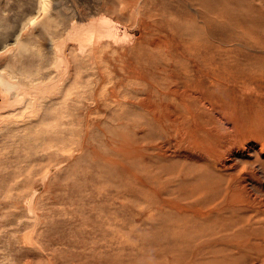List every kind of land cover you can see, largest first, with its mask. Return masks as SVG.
Instances as JSON below:
<instances>
[{
	"label": "rangeland",
	"instance_id": "obj_1",
	"mask_svg": "<svg viewBox=\"0 0 264 264\" xmlns=\"http://www.w3.org/2000/svg\"><path fill=\"white\" fill-rule=\"evenodd\" d=\"M70 1H72V2H70ZM70 1L68 0L66 2L68 4H66L65 6H67V5L68 6L67 7L64 6L63 9L66 10V12L68 14L72 15V13H76L75 11H73V10H75L74 8H77L78 13L80 15L84 16L87 19V21H62L63 20L62 18H65V17L63 15H61V13L60 14L56 13V11L53 9V5L51 4L50 0H47L45 6L41 7L43 10V15H42L43 17L37 19L36 21L38 22V28H40L43 31L46 30V32L49 30V32H50L49 38H51V39L53 38L54 44L52 43V40L50 39L51 42L48 40L49 44H48L47 48H45V47H43V44L46 41L44 42V40L41 39L40 37H37V38L32 39L30 41H23L19 45L18 54L20 56L21 61L22 62L25 61L27 63L24 62L25 63L24 64V63L20 62V64H16V66L18 65L17 68L15 66L14 69H12L13 75L20 74V72H22V73L26 72V70H27L26 67H28V69L31 71L33 76L36 74L37 70L41 67H42L43 71L44 70L46 71V69H47V72H48L50 70L51 72L49 71L48 74L49 73H51V74H49L48 77L46 76L47 78H44V80H43L44 82L42 81V83H41L42 85L40 84L41 86L35 85L37 87L33 86V88L31 89L30 93L32 91H34V93H36L37 96L32 92V94H34V102L35 103L33 102L31 104L32 106L30 105V107L25 105L26 107H24V108H25L26 112L24 111V108H22V111L20 110L17 113L16 117H14V121L10 123L11 125L9 123H7V121H3L4 122L3 123L2 120L0 119V122H1L0 127L3 128V129L0 128V213H1L0 214V264H41V263L42 264H83V263L89 264V263H92V261H93L92 259H94V258L99 259L100 261H104L105 255H109V254H110L109 255L110 259L107 260L108 261L107 264H131V262H132V264L133 263L134 264H138V263L145 264L144 262H147V264H148V262H150L151 264H157V262L159 264H161L162 262H163V264H165L166 262H167V264H171V263L175 264V262L174 263L172 262V260L174 258L177 261L176 264H181L180 263L181 260H183L182 264H214L216 262L220 264L221 261H222V263H223V261H225L224 260L225 256H226L225 259L227 260L229 255L233 259L231 257H229L232 260L229 259L228 260L229 263L228 262H224V263L230 264V260H231V264L232 263L237 264L236 262H234L235 261L234 257H236L235 255H237V257L239 256V254H240V253H238V252H240L239 248L236 249V247L231 246L234 248V249L232 248L233 251L230 250L231 252H233L232 254L230 251H228L231 247H228L229 249L225 248L229 253L227 251H223V246H224V244L222 243L223 235L226 234L227 236L231 235L230 237H232V236L234 237V236H236L237 232L236 233L234 232V231H236V227H233V226L232 227L229 226L230 228H228L227 226H224V228H223V225H222L223 222H225V220L228 221L229 218H230V220L233 219V216L231 213H227V212H224V214H223L224 199L226 197H225L224 191L221 188L224 189L227 186V184L225 185V183H223V179H224V182H227L229 180V175L230 176L232 175V178L235 177V179H231V177H230V180H231V182H235V183H231L229 180L228 185H232V184L235 185L239 182L241 183V181H242V183H246V185H248L247 189L250 190L249 191L250 193L252 192L251 194H254V195L258 194L257 189L260 187V184L257 181H253V178L251 176H249L247 173L248 171H250L249 173H251L252 169L255 170L257 168L258 163L255 164V162H253L254 161L253 157H248L247 159H245L246 157H245L244 153H245L246 149L244 150V148H242L240 146L239 147H233L232 150L226 154L225 160L230 159L232 157H235V159L237 160L236 166H234L230 170L231 172H228L229 170H227V171L224 170V172H222L223 169H221V167H223V149H222V151L220 150V152H218L219 155L217 156L218 153L215 154V150L217 148L220 149L219 147L221 144L218 147V142L216 143V140L214 141V139H212V140H210V143L215 142L213 144L217 145V146L214 145L215 147H213V144H210V146H209V148L212 146L209 153L212 154L214 152L211 155L212 159H214V162H211L212 159H208V160L206 159L208 164L207 163L203 164L204 162L202 161V159H203L202 157H205L204 156L205 155V152H204L205 148H202V145H200L201 150L199 147H194V146H197V144H198L195 141V138L193 136L194 126H195L194 125L195 124V122H194L195 118L194 117L197 113H201L200 112L201 110L203 113L204 109H207L209 111L206 110V112H204V114L206 113L205 115L207 117H208V115H207L208 112L211 115L216 114L215 116H217L218 119L220 118L219 123L221 122L220 124L222 126L225 124L226 125L229 124V126H230L233 120L229 117H224V119H223V110L224 109L222 107H224V105H226L229 107V109L226 107L229 110V111L227 110L229 113H234V112L236 113L241 109V106L244 105V104L241 105L242 104L241 99L243 98V101H244L246 99V97H244V96L249 95V98L247 97V99L250 101L251 97H252V95H250V94H253L255 92V94L259 93L261 96L259 94H257V95L254 94L253 97L254 96L255 97L254 98L252 97V100H254V101L251 100L250 103H248V100L246 99L247 102L246 101H244V102H246L247 105H249V104L252 105V102H254L253 105L256 109L252 105L251 108L253 111L251 112V108H249V109L246 108V104H245L243 106L244 107L243 108L244 109V112H243L244 117L242 116L241 118L247 117L252 123L254 121V125L257 124V122L255 123V119H256V121H258V119H259V120H261V122H263L262 124L264 125V110H263L264 109V99H263L264 98V84H263L264 77H262V76H264V69L255 68V67L249 65V67L251 68L250 69L248 66H243L242 64L240 65L241 62L239 61V59L241 57L245 56V54L247 52H255V57L252 56L253 59L250 58L252 61H261V57L263 59V56H264V54L261 51V44L257 43L255 41L256 45L252 46L253 50L246 51L248 49H245V48L241 49L242 48L241 46L236 45V43L238 44V42L240 41V38L242 37V34H240L238 32H236V35L231 36L232 39L230 37H228L231 40L230 39H223V37H222L223 35H222L221 38L224 41H222V39H220V42L218 43V40L220 37V33L217 30L218 27L223 28V26L226 25L227 22H228V24H229V22H231V21H223V17H222L223 16V12H222L223 11V0H221V4L218 6V9L216 10L217 12L214 11L213 13H211V15L213 16V18L215 20L214 23H213V21H208L209 23L207 21H201L202 24L200 21L199 22L198 21H190V23H189V21H186L187 24H184V25H188L189 27H192L193 24L196 26L204 25L206 30H213V31L217 30V32L213 33L214 38L212 39L214 42L213 45L216 44L215 48H212L211 52L209 53V55H211L212 58L209 55H208V57H209V59H211V62L217 61V62L222 63L223 65H219L220 68L219 67L216 68V66H214L213 62L211 64V63H209L207 61H203L201 59L202 55L200 54V52H203V50L198 51L197 49H194L191 46H190V48H191V50H190L184 41L181 42L180 40H177L175 42V41L171 40V37H177L178 36L179 27L176 25V22L179 23V21H177V20H179V18L176 15H174L173 13H171V15H170V12L168 13V11L162 10L160 7V4H162V3H158L159 9L161 11L159 9H157V10L155 9V6H154L155 0L149 1V2H151V5L148 3V0H146V3H145V0L144 1L143 0H132L133 5H132V2L130 4L125 5L126 7L123 8L124 11L117 8L112 12H110V11L105 12V10L96 9V7L94 8L93 1H95V0H83V1L82 0L81 1L70 0ZM168 1L170 3L176 2L175 4H177L178 0H168ZM83 2H85V3H83ZM158 2H160V1H158ZM11 3H13V5ZM71 3L72 4L74 3L73 4L74 6L71 5ZM88 3H90V4H88ZM1 4H3L5 8L3 7V5L1 6ZM6 5L8 7H6ZM130 5H132L131 9H133V10H130ZM149 5H150V7H149ZM37 7L38 6H36L35 0H14V1H12V0H0V21L6 22V23L4 22L6 29L2 32V34H1L2 37L8 36L12 29H14L16 27L20 28L26 22V20L28 18L35 16V11H36ZM201 7L202 6L200 4H198V8H201ZM86 8H88V9H86ZM153 9H155V12L153 11ZM118 10H119V12H118ZM142 10H145V12H143ZM82 11H84V12H82ZM96 11L98 13H96ZM122 11L123 12L128 11V14L123 13ZM133 11H135V12H133ZM149 11H151V12H149ZM85 12H87V13H85ZM108 12H110V13H108ZM153 13H154L155 17L157 16V14H159L158 17L160 19L162 18V20H158L159 19L158 17L155 19V17L153 16ZM167 14H169V15H167ZM134 15H135V17H134ZM143 15H144V19H143ZM161 15H162V17H160ZM216 15H217V17H216ZM137 17L140 18L141 20L140 19L138 20ZM152 18L155 20H152ZM218 18H220L221 21ZM149 19H150V21H148ZM163 19H165V20H163ZM169 19H170V21H168ZM171 20H173V21H171ZM158 21H160V22H158ZM164 21H166V22H164ZM237 22H239V21L232 22V24L237 23ZM146 23H149V24L155 23V24L152 26V25H148ZM157 23L163 24L162 25L163 27ZM166 23L167 24L170 23V24L166 25ZM172 23H173V25H172ZM210 24L214 25L213 26L214 29ZM217 24H219V25L217 26ZM206 25H208V26H206ZM168 26L170 27V30L168 29L169 28ZM157 27H158V30L156 29ZM160 27H162V28H160ZM209 28H212V29H209ZM215 28H216V30H215ZM171 30H173V31H171ZM162 32H163V34H162ZM130 33H134V36H132L133 38L131 36H129ZM216 33H219V35H217ZM157 34H159V35H157ZM239 36H241V37H239ZM165 37H167L170 40L167 41ZM234 37L236 40L234 39ZM233 40H235V42ZM237 40H239V41H237ZM169 41H170V43H169ZM178 41H180V42H178ZM166 42H168V43H166ZM108 43H110V44H108ZM147 43H149V44H147ZM50 44H51V46H50ZM102 44L105 45V47ZM167 44H168V46L170 44L169 48H168ZM220 44H223L225 46L220 45ZM251 44L252 43H250V45ZM52 45H53V47H52ZM157 45L159 48L157 47ZM97 46L101 47L103 51H100L101 50L100 48H99L100 50L97 49ZM230 46L231 47L233 46V47L231 48ZM114 47H117V49ZM149 47L151 49H149ZM218 47H219V51H217ZM236 47H237V49H236ZM258 47L260 48V50H258L259 49ZM161 48L162 49L164 48V49L161 50ZM233 48L236 50H234ZM238 48H240L241 50H238ZM187 49H189V50L187 51ZM64 51H65V53H64ZM98 51L101 54L102 60H100V58H99L100 54L97 53ZM43 52H44V55H43ZM102 52H104V53H102ZM105 52H106V54H105ZM233 53H235V54H233ZM183 54L185 57H182ZM40 55H42L41 59H39ZM46 55H48V56H46ZM107 55L109 58L106 57ZM122 55H124V56L126 55L127 57L125 56V58H124ZM43 56L46 59L45 58L43 59L42 58ZM67 56L69 58H67ZM138 56H141L138 59L141 58L140 60H142L143 63L140 62V60H139V62L142 63L143 65L142 64L139 65V62L137 60ZM47 57H48V59H47ZM103 57L107 63L109 60V64H107L106 62L103 61ZM110 57H112V58L115 57V58L112 59ZM195 57H197V58H195ZM42 59L45 62V64L42 65L40 63L42 66L38 65L37 63H39V61L44 63L43 61H41ZM146 59L147 60L149 59L151 61H146ZM168 62H169V64H168ZM174 62H176V63H174ZM152 63H153V65H152ZM154 63H155V65H154ZM34 64H35V67H34ZM204 64L207 67H204L203 66ZM207 64H209V65H207ZM210 64H211V66L212 65L213 66L211 67ZM25 65H27V66H25ZM44 66H46V67H44ZM103 66H105V67H103ZM168 66H169V68H168ZM208 66H210V67H208ZM18 68H19V73L17 71ZM32 68H33V70H32ZM119 69H121L122 71L127 70L126 72H128V70H129V72L128 73H126L124 71L122 72ZM222 69H224V70H222ZM95 70L96 71L100 70V71L96 72ZM118 70L121 73H119ZM204 70H207L208 72L205 73L206 71L203 72ZM106 71L107 72L109 71L110 75L108 73H106ZM151 71H153V72H151ZM246 71H247V73H246ZM68 72L70 73L69 74L70 76L68 75ZM147 72L148 73L150 72V74L147 75ZM96 73H99V75ZM102 73H104L105 75H103ZM218 73H219V76L216 77V75ZM228 73H229V75H228ZM237 73H238V75H237ZM90 74H91V76H90ZM121 74L122 75L124 74V76H121ZM128 74L130 76H128ZM170 74H172L173 77H171ZM213 74L214 75L216 74V75L214 76ZM258 74L259 75L263 74V75L259 77ZM78 75H80V76H78ZM185 75L188 76L189 78H187ZM105 76H107L106 79H105ZM132 76L136 77V79L134 78V80H133ZM183 76L185 78H183ZM190 76H193V79ZM205 76H207L208 78L207 77L205 78ZM243 76H244V79H243ZM252 76H253L254 80H252L253 79ZM83 77H84V79H82ZM121 77H123L124 79H122ZM196 77L200 78V81H201L200 86L201 87L198 86L197 84L196 85L194 84L196 81H198V79ZM48 78H50V80H48ZM69 78H71V80ZM153 78H154V81H153ZM210 78H211V82L209 80ZM216 78H217V80H216ZM249 78H250V81L252 80L255 84L252 81L250 82L248 80ZM66 79H68V80H66ZM125 79L127 81H125ZM129 79H130V81H129ZM137 79L139 81L138 83H137ZM155 79H156V82H155ZM186 79L187 80L190 79L191 81L188 80V83H187ZM232 79H236V80H233L234 82H231ZM92 80H93V82H92ZM100 80H102V81H100ZM104 80L105 81L107 80V81L105 82ZM219 80H221V81H219ZM244 80H247L250 83L246 82ZM95 81L97 82V84H100V86H98V85L96 86ZM98 81H99V83H98ZM162 81H164V82H162ZM212 81H213V83H212ZM100 82L102 83V85ZM103 82H105V83H103ZM116 82L118 84H116ZM209 82H210V84H209ZM45 83H47V84H45ZM135 83H137V84H135ZM139 83H141V84H139ZM164 83H165V86H164ZM185 83H187L188 85ZM225 83H226V85H224ZM231 83H233L235 85L234 88H233L234 85L231 86ZM206 84H208L207 87H206ZM216 84L218 86H216ZM239 84L240 85L242 84L241 87L244 89L240 88ZM250 84L251 85L253 84L254 86L253 85L251 86ZM115 85H116V88H115ZM142 85H143V87H142ZM186 85L187 86L191 85V86L187 87ZM219 85H220L221 92L217 91V90H219L218 89ZM237 85H239V86H237ZM243 85L248 86V88L243 87ZM119 86L120 87L122 86V87L120 88ZM127 86L130 90H132V92L130 90H128ZM163 87H165V88H163ZM177 87L180 90L177 92V94L175 96L174 95H163L164 93L168 92L170 89L177 88ZM192 87L194 89H192ZM236 87H239L241 90L239 88H236ZM112 88H113V90H111ZM117 88H119L118 89L119 91L117 90ZM124 88H126L127 92L129 91L128 93H130V94L132 93L133 95L131 94L128 97L129 94L125 93L126 91ZM33 89H36V92ZM115 89L117 91H115ZM164 89H168V90L165 91ZM213 89H215L214 92H212ZM22 90H24V87H21L20 91H22ZM133 90H134V92H133ZM160 90H161L162 95L160 94L157 96V94H159ZM225 90H227V92H224ZM242 90H244V91H242ZM257 90L259 92L256 93ZM54 91L56 92V94L54 93ZM60 91H62V92L60 93ZM79 91H80V93H79ZM114 91L116 93H114ZM222 91L225 93V95ZM194 92H199V93H203V92L206 93L207 92L208 94L210 93L211 95L206 94L205 97H209V96L210 97L208 99L205 98L206 100L204 101L203 106L201 105V108H200V105H196L195 106L196 108L195 107L192 108V106H190L191 109L187 108V109H189V110H187L186 107L179 100H180V98L184 97L183 99H185V101H187V103H189L190 105H193L194 102L192 101V99L188 100L185 97V94L186 93L192 94ZM44 93L45 94L47 93V94L45 95ZM50 93L52 96L49 97L48 95H50ZM57 93H58V95H57ZM96 93L98 96H95ZM124 93L126 94V96H124ZM213 93H215V94H213ZM221 93H223L222 95L225 97H226V93H227V96L228 95L230 96L229 97L230 99L228 98V102H229V100H230V102L232 100L231 103L235 104V102L237 100V102L240 103V104L238 103V105H237L239 107V110L236 111L237 107H234L231 109V105H232L231 103H227V101L223 102V100H225L226 98L223 99L224 97H222ZM107 94H110V96ZM118 94H119V96H118ZM216 94L220 95V96H216L215 98H211V96L214 97ZM113 95H114V97H112ZM138 95H139V97H138ZM232 95L234 97L236 96V98H234ZM41 96L44 98L46 96H48L49 98L46 97L44 99ZM57 96H59L60 100H58ZM106 96L110 100H111V98H109V97L113 98L111 100V102H110V100H108L106 98ZM152 96L154 97V99L151 98ZM155 96H157V97H155ZM172 96H173V98H172ZM115 97H118L119 99L115 98ZM123 97H126V98H123ZM135 97H137V98H135ZM146 97L151 98L150 99V102H151L150 105L151 106L148 107L147 109L144 108L143 105L141 104L142 100H144V98H146ZM239 97H240V99H239ZM256 97L259 98L260 100L259 99L257 100ZM38 98L39 99L41 98L39 103L37 100ZM51 98H52V100L50 102L49 100ZM162 98H163V100H162ZM176 98H177V100H176ZM102 99H104V101ZM115 99H116V101H115ZM123 99H125V100H123ZM43 100H44V104L41 105L43 103ZM97 100H99V102ZM261 100H262V102H260ZM60 101H62V103H60ZM112 101H114V102H112ZM123 101H127V102H123ZM256 101H258L260 106H258V103H256ZM23 102H25V104H26V100ZM47 102H50V103H47ZM122 102H123V104H122ZM111 103H112V105H111ZM128 103H130V104L128 105ZM260 103H263V104H260ZM35 104L38 107L35 106ZM131 104L132 105L134 104V105L131 106ZM39 105L44 106V107H40ZM94 105L96 106L95 108H94ZM127 105H128V107H127ZM136 105H138V107L141 109L142 114H141V112L139 113L140 109L138 108V110H139L138 111ZM235 105H233V106H235ZM250 105H249V107H250ZM158 106H159V109L157 108ZM28 107H29V109H28ZM33 107L34 108L36 107L35 110ZM47 107H49L51 110L50 114H49V115H51V117L49 116L48 123H45V124L39 123L37 121L38 117L36 118V116H39L40 112L41 113L44 112L45 108H47ZM65 107H66V109H65ZM82 107L83 108L86 107V108H84V110L86 109V111L83 112V110H81ZM97 107L101 111L97 110L98 109ZM203 107H205V108H203ZM259 107H261V108H259ZM39 108H40V110H39ZM43 108H44V110H43ZM132 108L135 109L134 110L135 116L133 115L134 112H132V110H133ZM182 108H183V110H182ZM198 108H199V110H197ZM79 109L81 111H79ZM92 109H94V111ZM234 109H235V111H234ZM33 110H34V112L31 113V111H33ZM63 110L64 111L66 110L65 113ZM89 110H92V111H89ZM143 110L144 111L148 110L145 112H147V114L149 116H147V115L145 116L146 113L144 114ZM184 110H186L189 113V115L188 114H187V116L184 115L183 113L186 112ZM194 110H196L197 112ZM248 110H249V112H248ZM88 111H89V113H88ZM136 111L139 114L138 113L136 114ZM224 111H226V109ZM227 111H226V113H228ZM242 111L243 110H241V112ZM21 112H23V113H21ZM81 112H83V113H81ZM194 112H195V115H193ZM250 112L253 114L252 118H251L252 115L249 114ZM19 113H21L22 115L20 114V116H18ZM170 113H171V115H170ZM174 113L177 116H174ZM239 113H240V111H239ZM239 113H236L238 115V117H240L242 115L241 113H240L241 115ZM26 114H27V116H25ZM36 114H39V115H36ZM83 114L86 116H84ZM23 116H25V117H23ZM28 116H30V117H28ZM76 116H77V118H76ZM88 116L90 118L89 121H88ZM184 116L186 117L185 119H184ZM78 117H80L81 120L83 117V120L81 121ZM142 117H144V119ZM146 117L147 118L150 117L151 121L148 119V122H147ZM187 117L190 118L191 122H190V120L188 121ZM33 118H34L35 122L31 121V120H33ZM181 118H183V119H181ZM21 119L23 121L25 120L24 123ZM53 119H55V120H53ZM92 119H94V120L92 121ZM140 119H142V120H140ZM153 119H155L156 122H153V121H155ZM162 119H164V120H162ZM20 120H21V122H19ZM17 121H18V123L16 125L15 122H17ZM28 121H30V122H28ZM56 121H57V125H55ZM87 121H88V123H87ZM96 121H97V123H96ZM157 122L160 123L158 125V127L156 125H154V123L157 124ZM258 122H260V121H258ZM2 123H3V125H2ZM79 123H80V126H79ZM208 123L210 126V127L209 126L208 127L212 128V125L214 122L211 123L209 120ZM4 124L7 126H4ZM81 124H83V127L85 129L83 127H81L82 126ZM95 125H96V127H95ZM78 126L81 127V129H83V130H80V128ZM13 127H14V129H13L14 131L12 130ZM31 127L32 128L37 127V129L36 128L32 129ZM163 127H164V129H163ZM45 128H47V130H49L48 134H47L48 140L47 139L43 140V135L41 133V130H44ZM78 128H79V131H78ZM89 128L90 129L91 128H93V129L97 128V129H95L94 131H92L93 129H91L89 131ZM252 128L254 131L256 130V132H257V133H255L254 131H252L253 133H255L257 135L262 133V131L259 130V128H258V130H257V128H254V126ZM155 129H156V134H155ZM157 130H159V131H157ZM83 131H85L84 134H82ZM95 131H96V134L93 133ZM76 132L78 133V135L75 134ZM89 132H91L90 133L91 135L89 134ZM140 132H142V133H140ZM80 134H81V137H80ZM151 135H152V137H151ZM146 136H148L149 138ZM193 138H194V141H193ZM196 138H199V137H196ZM131 141L134 144H132ZM189 141H191V142L189 143ZM179 142H180V144H179ZM173 143H175V145H173ZM127 145H130V147ZM136 145H138L139 149H142L143 153L147 152V151L148 152L143 155L141 150H139ZM185 145H187V146H185ZM135 146H136V148H135ZM55 147H56V149H55ZM84 147H86V148H84ZM185 147H187L188 149ZM129 148H132L133 150H131ZM155 148H159V149L156 150ZM175 148H176V150H175ZM196 148H197V150H196ZM93 149H94V152L92 151ZM185 149H187V150H185ZM194 149L196 151L193 152ZM53 150H54V152H53ZM95 150H96L97 154H95L96 153ZM123 150H124V152H122ZM134 150L136 152L139 151L141 153L138 152L139 154H137ZM151 150H153V153L151 152ZM160 150H162L166 154L162 155L163 152ZM184 151H185V153H184ZM156 152L159 154H156ZM133 153H134L135 157L133 156ZM185 154H187V155L184 157ZM139 155H142L145 157V158L143 157V159L141 158L143 161L139 158V157H141ZM153 155H154V157L157 156V159H158L159 155L163 156V157L168 156V158H171V159L174 157V160H172V164H174V167L176 166V163H178L176 161L180 162V160H179L180 157H181V159L183 157L184 158L182 160L183 162L182 161L180 162V164H181L180 167L176 166V168L173 167V169H172V164H170L171 162H169L171 159L167 161V159H164L162 157L163 160H166L165 162L169 163L168 168L169 167L171 168L170 170H168V171L166 170L167 172H165L164 168L167 167V163H166V167H164L165 163L163 160H161V161H163V167L164 168H161V170L159 169L160 168L159 163L161 161L156 163L157 159L154 161L153 164H154V166H156V164H157V166L159 168L156 166V168H157V170H156V168L154 166H151L153 160L155 159V158H153ZM171 155H172V157H171ZM240 156H241L242 160L240 159ZM188 157H190V160ZM191 157L194 161L193 166H192ZM152 158H153V160H152ZM186 158L189 161L186 160ZM109 159L111 160V162H108V161H110ZM132 159L134 160V162ZM146 159L149 162H151V164L148 163ZM160 159L161 158H159V160ZM140 160L143 163L142 162L140 163ZM184 160H186V161L184 162ZM215 160H216L217 164L215 163ZM244 160L248 161V164H247V166L245 165L246 168H244L243 165L241 166L243 168H241L239 166V164H242V162ZM137 161H139V162H137ZM218 161H219V163H218ZM198 162H200L199 163L200 167L197 166ZM252 163H254L255 166H253ZM113 164H116V166L113 167ZM142 164H143V166L145 164L144 168L147 169V167H148L149 171H150V169H152V171H153L155 168L154 172L150 171L151 173H146L148 171H146L143 168ZM160 164H162V163H160ZM188 164H189V167H188ZM202 164L204 167L207 166V168H208V169H206L207 171L205 169H203L204 167L202 166ZM210 164H211L212 168L210 167ZM213 164H214V166H213ZM218 164H219V166H218ZM250 164H251V166H250ZM201 166H202V168H201ZM209 167H210V169H212V171L214 173H217V174H218V172H220V173L218 175L216 174L217 176H215V174L211 170H209ZM238 167H240V168H238ZM168 168H166V169H168ZM141 169L143 171H146V172L144 173L143 171H141ZM174 169L175 170L177 169V171H175ZM186 169H188V170H186ZM217 169H218V172H217ZM234 169H236V170L239 169V170H237V173H236L235 172L236 170H234ZM242 169H244V170H242ZM171 170H174L177 175L172 174L175 172L171 171ZM183 170H184V175H182ZM133 171H134V175H132ZM170 171L172 173H170ZM187 171L189 174L187 173ZM244 171H247V172H244ZM118 172H119V174H117ZM141 172H143L144 174L143 173L141 174ZM168 172L170 175L172 174L175 176L169 175V177H167ZM199 172H200V175H201V172L203 175L200 176ZM234 172L236 174H239V175H234L235 174ZM136 173L139 175H137ZM164 173H165V175L166 174L167 175L163 176L164 177V180H163V178L160 177V175H162ZM205 173H208L210 176L207 174V177H206ZM228 173H231V174H228ZM111 174H113V175H111ZM157 174L159 177L157 176ZM225 174L228 175V178L226 177V179H225V176H227V175H225ZM141 175H143V176H141ZM144 175H146V176H144ZM153 176H155V177H153ZM195 176H197L195 178V180L192 179ZM242 176H243V178H241ZM93 177H96L97 179L93 178ZM130 177H132V178H130ZM187 177H188L189 182L185 181V180H187ZM203 177L205 179L206 178L207 179L205 180ZM209 177L211 178L210 180H211L212 185H213V186L209 187V189L213 188V189H211L213 191H209L210 193L206 190L207 188H204V185H205L204 183L209 181L208 180ZM219 177H222V178H219ZM136 178H138L137 179L138 182L136 181ZM157 178H159V179H157ZM160 178H162V180ZM166 178L168 179V181L166 180ZM169 178H171L172 180ZM199 178L200 179L203 178L205 181L202 180V182H201V180ZM179 179L181 180V182H178V181H180ZM183 179H184L185 183H183ZM190 179H192L194 181L192 182V181H190ZM220 179H221V182H217V181H220ZM236 179H237V182H236ZM239 179H242V180H239ZM146 180L149 181V182L147 181L148 184H145V183H147ZM232 180H235V181H232ZM164 181H166V182L164 183ZM174 181H175V183H177V182L178 183L175 185ZM195 181L199 182L198 186H197L198 183ZM140 182L142 185H140V187H138L139 186L138 183H140ZM215 182H217V183H215ZM200 183L202 185L203 184L204 185L202 186ZM253 183L255 184V186ZM42 184L44 187L42 186ZM183 184H184V186H183ZM214 184L218 185V186L215 187ZM222 184H224V185H222ZM251 184H253L252 185L253 188L251 187ZM136 185H138V186H136ZM144 185L147 186L148 188L146 187V189H144V187H145ZM148 185L150 186V188ZM160 185H162L163 187ZM177 185H179V187H181L180 188L181 191L184 190V188H185V190L182 191L183 193L179 189L177 190V188H179V187H176ZM71 186H72V188L69 189ZM141 186H142V188H141ZM151 186L156 188V192H153L152 190L150 191V189H154V188H151ZM167 186L169 187V189ZM173 186H174V191L172 190L173 191V193H172V191L170 189H173ZM200 186H202V190H201ZM193 187H194V189H193ZM158 188H160V189L158 190ZM254 188H255V191H252ZM129 189H133L134 193L137 194L138 197L140 196L139 198H142V199L144 198L143 201L138 198L140 200L139 201L137 199V197L135 196V194L132 193L133 191L132 190L129 191ZM197 189H199V190H197ZM203 189H205V190H203ZM217 189H218V192H217ZM68 190L70 192L73 191L72 192L73 194L70 193ZM161 190H162V192H161ZM166 190H169V191H167V194L165 193ZM189 190L192 193V196H193L192 198H191V193ZM144 191H146V192H144ZM157 191L160 192V193H158V194H160V196L158 194H155V193H157ZM185 191H187V193ZM194 191L196 192L197 195H200L202 197L197 196ZM200 191H201V193H200ZM202 191H204L203 194H202ZM205 191L208 194H206ZM221 191H223V192L221 193ZM129 192H131L133 195ZM188 192H189V194H188ZM41 193H43V194H41ZM128 193L131 194L132 196L129 195ZM175 193H177V194H175ZM56 194H57V197H56ZM162 194H164V195H162ZM172 194L176 195V197ZM209 194L210 195L215 194L214 199H213V196L212 197L208 196ZM77 195L79 196V198ZM146 195L148 196V198ZM180 195L184 198H181ZM188 195H190V196H188ZM206 195L208 196V199H207ZM60 196H61V199H58V197L60 198ZM65 196H67L68 198L70 197V199L72 198L71 200H73V198H75L76 200L78 199L79 203H77V201H75V203H73V201H72V204H71V201H69L70 199L68 200ZM85 196H86V200H84ZM81 197H83L82 199L85 202L83 200L80 201ZM88 197H89V200H92V202L88 201V199H87ZM135 197H136V199L134 200ZM145 197H146V199H145ZM159 197H160V199H161V197H163V198L165 197L163 203H162V199L160 200ZM223 197H225V198H223ZM53 198L55 200L54 202L56 205L53 204L54 203L53 201H51V200H53ZM55 198H57L59 200L58 201L59 203L57 202V199H55ZM62 198H64V200L66 198L69 202H66V200L64 201ZM131 198H132V200H131ZM185 198H188V199H185ZM49 199H51L50 202L48 201ZM169 199H171L172 202L169 201ZM200 199L201 200L203 199V200L201 201ZM209 199L210 200L213 199L214 201H209ZM198 200L201 203H204L205 205L198 203L199 202ZM60 201H62V202H60ZM87 201L89 202V204H91V207L89 206ZM175 201H177V202L175 203ZM39 202H41V203L39 204ZM48 202L49 203L52 202L51 207H50V208H52V206H54L52 208V210L49 208L50 205ZM196 202L198 203L199 206L197 205ZM24 203H26V205H24ZM57 203H58V205H57ZM62 203H63V206H60V204L62 205ZM80 203H83L86 206L84 207L83 204L81 205ZM161 203H162V205L164 204L166 210L161 205ZM172 203H173V205H172ZM177 203H178L179 207L175 206V205H177ZM67 205H69L70 208L72 207L71 209H73V210H70V208ZM156 205H157V207H156ZM180 205H181V207H180ZM186 205H188V206H186ZM193 205L195 206L194 208H193ZM161 206H162V208H161ZM183 206H185V207H183ZM197 206H198V208H197ZM154 207H156V210L154 209ZM158 207L161 210L158 209ZM177 207L180 208V210H182L184 213L182 211H180ZM54 208H56L58 211L55 210ZM176 208L178 209V211ZM185 208H187L186 210L188 212L186 210L185 211L183 210ZM189 208H191V209H189ZM94 209H97V210H94ZM106 209H107V211H106ZM149 209H151L152 211ZM53 210L57 211V212H55V214H54ZM214 210L216 213H214ZM154 211H157V212H154ZM173 211L174 212L176 211V212L173 213ZM217 211H219V212L217 213ZM46 212L47 213L50 212V214L48 215V214H46ZM62 212H65V213H63L64 215L62 214ZM123 212H124V214H123ZM165 212H166V214H165ZM194 212L195 213L200 212V213H197L195 215ZM51 213H52V215H51ZM78 213L80 214V217H78L79 216ZM101 213H103V214H101ZM65 214H66V216H65ZM158 214L160 215V218H162V217L164 218L165 223H164L163 218L158 220V218H159ZM164 214L167 216H165ZM174 214L176 216H173ZM179 214H182L183 216L181 215L182 217H180ZM44 215H46V216H44ZM95 215L97 216V218ZM155 215H157L158 217L156 216L157 217L156 218ZM186 215H187V217L185 218ZM188 216L191 218L189 219ZM197 216L198 217L200 216L199 217L200 219ZM230 216H232V218ZM33 217H35V218H33ZM55 217L57 220L55 219ZM63 217H64V219H63ZM139 217L141 219H143L144 221L145 220H147V221H145L144 224L143 223L141 224V222H144V221L143 220L141 222L137 221V219ZM174 217H176L177 219ZM179 217L181 219H179ZM66 218H67V220H66ZM80 218H82L83 221ZM99 218H102L103 220L99 219ZM108 218L111 220H109ZM183 218H185V220ZM201 218L204 219L205 221H203ZM210 218L211 219L213 218V219L210 220V223H209ZM214 218L217 220H215ZM93 219H94V222H96V223H94V222L91 223V221H93ZM141 219H138V220H141ZM187 219H188V221H187ZM194 219H195V221H194ZM54 220H55V222H54ZM64 220H66V221H64ZM88 220H91V221L89 222ZM168 220L170 223H168ZM190 220H192V221H190ZM79 221H81V222H79ZM153 221L155 223H157V226H158L157 230H156L157 226L152 225L154 223ZM156 221H158V222H156ZM173 221L174 222L176 221V224ZM53 222L56 223V225ZM97 222H99L100 224H103V225H99ZM112 222H114V223L112 224ZM115 222H116V224H115ZM148 222H153V223L148 224ZM182 222L183 223L185 222V223L182 224ZM190 222L194 226L189 224ZM219 222L221 224L218 225L217 223H219ZM33 223H35V224H33ZM107 224L109 225V228H108ZM85 225H86V227H85ZM111 225H113V227ZM114 225H115V228H114ZM151 225L154 227L155 231H153V229L150 230L151 229L150 227H152ZM163 225H164V227H163ZM181 225H183V227L185 225L186 230L182 229L183 227ZM189 225L193 226L192 228H194V229L192 230L191 226L189 227ZM43 226L44 227L46 226L45 229ZM56 226H58V227H56ZM91 226H92V228H93V226H95V227L92 229ZM96 226L99 228V230H97ZM176 227L178 228L177 230H176ZM212 227H213V229L215 227L214 230L218 231V232H215L216 234H218L217 235L218 237L214 233V230L212 229ZM221 227H222V229H221ZM56 228H57V230H56ZM79 228H80V230H79ZM100 228H102V229H100ZM121 228H123L124 231H123V229L121 230ZM127 228L130 230V233L133 234V237L136 234V236L134 238L137 237L136 238L137 240L134 238H133V240H136L138 243H141V244L137 243L138 245H140V247H137L139 250L136 248V246H138V245H136L135 243H133V245L135 244L136 246L134 245V247H133L132 242H134V241L130 240V239H132L131 238L132 235L129 234V231L127 230ZM207 228L209 231L208 230L206 231ZM227 228L230 229V231ZM58 229H60V231H58ZM158 229H159V231H158ZM196 229H199V230L196 231ZM231 229L233 230V232H231L232 231ZM38 230L40 232H38ZM101 230H103L104 232H107V233H102L103 231H101ZM182 230H184L186 233L183 232ZM188 230H191L193 233L192 232L190 233V231H188ZM211 230H213V231H211ZM223 230L225 231V233ZM42 231H43V233L41 234ZM54 231H56V232H54ZM91 231H93V232H91ZM147 231L148 232L150 231L152 233L153 241L150 240V239H152L151 238L152 236L150 235L151 233L149 232L150 234H147ZM156 231L160 232L161 235L159 233H157ZM176 231H177V233H180L181 236H176L177 235ZM203 231H206L205 233L207 235H203V234H205ZM220 231H222V232H220ZM118 232L120 234H118ZM141 232H143L144 236H146L144 234V233H146L147 235H149L151 237L146 236V239H145V237L142 238L143 235L140 234ZM167 232H170V233H168L166 235ZM210 232H211V234H210ZM230 232H231V234H230ZM153 233L157 236L159 234V236H162V237H159V236L155 237V235ZM188 233L191 236L193 235L192 238H190V235H187ZM233 233L235 235H233ZM40 234L42 235V237ZM43 234H44V236H43ZM95 234H97V236ZM105 234H108V235L105 236ZM169 234H174V235H169ZM180 234H178V235H180ZM185 234H186V236H188V238L185 237V239H183ZM198 234L200 236V239H202V240L199 239ZM201 234H202L203 238L201 237ZM212 234L215 236V238ZM52 235H55L54 236L55 239L52 238L53 237ZM100 235H101V237H100ZM110 235H111V237H108ZM182 235H183V237H182ZM195 235H196V237H195ZM115 236H116V239L114 238ZM173 236L175 237L174 238L175 240L172 238ZM205 236H207V237H205ZM104 237L106 238V241L105 240L103 241ZM147 237L150 239L147 240ZM177 237H180L181 241H183V243H182L179 239V241L181 242L180 244H182V245L178 246L179 243L178 244L176 243ZM208 237L210 240L207 239ZM86 238H87V241H86ZM100 238L102 240H100ZM108 238H109V241H108ZM110 238H111V240H110ZM124 238H126V240ZM154 238L155 239L158 238V240H160V241L158 243H157L158 240L156 242H154L155 241ZM186 238L189 240L191 239V240L187 241ZM195 238H196V240H194ZM112 239H113V241H112ZM171 239H173L175 241V243L173 240H172V242H170ZM204 239H206V240H204ZM98 240H100V241H98ZM146 240H147V242L150 241V243L152 241L153 244L157 243V245H159L161 242V245L155 246L152 244L155 247L151 248L152 247L151 244L149 242L148 243L145 242ZM177 240H178V238H177ZM85 241H86V244H85ZM110 241L112 242V245L109 247V245L111 243ZM127 241L128 242L131 241V244L128 245L129 243ZM191 241H193V242H191ZM194 241H195V244H193ZM87 242H88V244H87ZM97 242H98V244L96 245ZM107 242H109V243H107ZM58 243H59V245H58ZM124 243L127 244V245H125V248H127V252H126L127 254L125 253L126 249H125V251L124 250L122 251V249H124V247H122V246H124ZM143 243H147L151 247L149 246V248H148V245H146L147 246V249H146V247ZM163 243H166V246H164L165 244L163 245ZM173 243H174V245L177 244L176 247H172ZM199 243H200V245H199ZM211 243H213V244H211ZM61 244H63V245L61 246ZM116 244L117 245L119 244L118 250L116 248L117 247ZM120 244H123V245L121 246ZM142 244L144 246H142ZM209 244H211V246H209ZM50 245L51 246L53 245V246L51 247ZM56 245H58L61 249ZM87 245H88V247H87ZM100 245L102 246V248ZM103 245H105V246H103ZM131 245L133 248H136L137 251H140V249L142 247L146 250L141 249V251L139 252V254H141V256L139 257L138 252L136 251V249L134 250L131 247ZM43 246L45 248H42ZM70 246H71V248H70ZM84 246H85V248L87 247V249L83 248ZM91 246H92V249H91ZM93 246L95 247L94 250H93ZM97 246H99V247H97ZM112 246H113V248L115 246L116 247L113 249V248H111ZM126 246L131 247V248L128 249V247H126ZM160 246H162L161 250H160ZM207 246H209V247L205 248ZM216 246L218 248H220V247H222V248L218 249ZM164 247L165 248L167 247L168 249L167 248L166 249L168 251L165 250ZM96 248H97V250H96ZM105 248H107V249L109 248L108 249L109 251L104 250L105 251L104 252L103 249H105ZM119 248L121 249V252H120ZM158 248H159V251L157 250V254H155L154 252ZM162 248L165 251H163ZM194 248H195V250H194ZM84 249L86 250L85 252L83 251ZM99 249L101 250V252L99 251ZM172 249H174V251H172ZM190 249L192 251H190ZM202 249H204V250H202ZM235 249H236V251H235ZM88 250L89 251L93 250V252L86 253ZM128 250H129V252H128ZM114 251H115V253H114ZM117 251H118V253H116ZM131 251H133V252H131ZM134 251H136L137 254ZM142 251L145 252V255H146V253L149 255L150 252L152 255L153 254L154 255L153 256H150V255L147 256L146 255V258H145L142 255V254H144V252L142 253ZM189 251H190V253L192 252V254H187ZM217 251H219V252H217ZM47 252H49V253L47 254ZM166 252H168L169 255ZM172 252H175V253H172ZM198 252L201 253L200 257H197L199 255ZM23 253L26 256H24ZM91 253H92V255L94 253V255L90 256ZM97 253H100L101 258L99 257V255ZM128 253L136 254V255L131 254V256H133V255L137 256V257H139V259L136 260L137 257H134V256H133L134 257V259H133V257L128 256ZM223 253H228V254L226 255ZM27 254L30 256V258H29V256L27 257ZM78 254H80V255H78ZM101 254H102V256H101ZM165 254H167L166 257L168 256V258L165 257ZM172 254H174V255L176 254V257L173 256L174 257L173 259H171ZM111 255L113 257H111ZM185 255H188V256L190 255V256L185 257ZM46 256L49 258H47ZM126 256L130 257L131 259L127 258ZM249 256H250V258H249ZM249 256L247 254L248 260H251V262L254 261V260H252V259H254V256H252V259H251V255H249ZM154 257H157V258H154ZM158 257L159 258L161 257V258L159 259ZM164 257L166 260L164 259ZM193 257L194 258L196 257L197 259L196 258L193 259ZM217 257H218V260L220 262L217 260ZM221 257L223 259H221ZM237 257H236V260H237ZM113 258H114L115 262L113 261ZM140 258H142V259H140ZM214 258L216 259V261ZM45 259L47 262L50 261L49 259H52V260L49 263H47L45 261ZM158 259L161 261L159 262ZM162 259H164L166 262ZM175 259H174V261H175ZM151 260L153 261V263L151 262ZM156 260H157V262H155ZM136 261H138V262H136ZM254 262H256V260ZM254 262H252V263H254Z\"/></svg>",
	"mask_w": 264,
	"mask_h": 264
},
{
	"label": "bare ground",
	"instance_id": "obj_2",
	"mask_svg": "<svg viewBox=\"0 0 264 264\" xmlns=\"http://www.w3.org/2000/svg\"><path fill=\"white\" fill-rule=\"evenodd\" d=\"M12 1H14V0H12ZM46 1L47 0H35V4H36V6H38L37 7V9H36V11H35V16H32V17H30V18H28L27 20H26V22L20 27V28H14V29H12L11 30V32L9 33V35L8 36H6V37H2V32L6 29V27H5V24H4V22L5 21H0V119L2 120V122L3 121H7V123H11V122H13L14 121V117H16V115H17V113L21 110L22 111V108H24V107H26V106H29L30 107V105L34 102V94L36 95V93H34V91H32L34 94H32V92L30 93V91H31V89L33 88V86H35V85H40L41 83H42V81L44 80V78H47L48 77V75L49 74H51V73H49L48 74V72L50 71L49 69V71L47 72V69H46V71L44 70H42V65L43 64H45V62L43 61V59L45 58L44 56L42 57L43 59L41 60V61H43L44 63H42V62H40L39 61V63H37L38 65H41L40 67L41 68H39L38 70H37V72H36V74L33 76L32 75V73H31V71L28 69V67H26L27 68V70H26V72H20V74H17V75H13L12 73H13V70L12 69H14V67L16 66V64H20V62H22L21 61V59H20V56H19V54H18V49H19V45L23 42V41H30V40H32V39H35V38H37V37H40L41 39H43L44 40V44H43V47H45V48H47V46H48V40L51 42V40H52V43L54 42L53 41V38L51 39V38H49L50 37V32H49V30L46 32V30L45 31H43V30H41L40 28H38V22L36 21L37 19H39V18H41V17H43L42 15H43V10H42V8L41 7H44L45 6V4H46ZM68 0H50V2H51V4L53 5V9L56 11V13H58V14H60L61 13V15H63L65 18H62L61 20L62 21H87V19L84 17V16H82V15H80L79 13H78V11H77V8H74L75 10H73V11H75L76 13H72V15L71 14H68L67 12H66V10H64L63 9V7L66 5V4H68V3H66ZM70 1V0H69ZM79 1H81V0H79ZM83 1V0H82ZM144 1V0H143ZM149 1H151V0H148V3L151 5V2H149ZM158 1H160V2H158ZM179 1V2H178ZM177 1V4H175V3H170L168 0H155V9L157 10V9H159V4L158 3H162V4H160V7H161V9L162 10H165V11H168V13L170 12V15H171V13H173L174 15H176L178 18H179V20H177V21H179V23H177L176 22V25L179 27V33H178V36L177 37H171V40L172 41H177V40H180L181 42H185V44L187 45V47L191 50V48H190V46L192 47V48H194V49H197L198 51H200V50H203V52H200V54L202 55L201 56V59L203 60V61H207V62H209V63H211L212 64V62H211V59H209V57H208V55H209V53L211 52V50H212V48H215V45L216 44H214L213 45V33L214 32H217V30H218V32L220 33V37H219V40H218V43L220 42V39H222L221 38V36L223 37V39H230L231 38V36H234V35H236V32H238V33H240V34H242V37L241 36H239V37H241L240 38V41L239 40H237V41H239L238 42V44L236 43V45H239V46H241L242 48L241 49H243V48H245V49H248V50H246V51H250V50H253V47L252 46H255L256 45V42L257 43H260L261 44V51H262V53L264 54V0H223V21H231V22H229V24H228V22L226 23V25H224L223 26V28H221V27H218V29L216 30V28H215V30L216 31H213V30H206V28L204 27V25H198V26H196V25H192V27H189L188 25H184V24H187V22L186 21H189V23H190V21H213V23H214V18H213V16L211 15V13H213L214 11L215 12H217L216 10L218 9V6L221 4V0H178ZM70 2H72V1H70ZM78 2V1H77ZM88 2V1H87ZM132 2V0H95V1H93V6H94V8L96 7V9H100V10H105V12L106 11H110V12H112V11H114L115 9H117V8H119L120 10H123L124 11V7H126L125 5H127V4H130ZM14 3V2H13ZM13 3H11L12 5H13ZM82 3V2H81ZM80 3V4H81ZM83 3H85V2H83ZM145 3H146V0H145ZM70 4V3H69ZM74 4V3H73ZM72 3H71V5H73ZM77 4V3H76ZM79 4V3H78ZM87 4V3H86ZM88 4H90V3H88ZM198 4H200L202 7L201 8H198ZM3 4H1V6H2ZM132 5H133V2H132ZM132 5H130V10H133V9H131L132 7ZM146 5V4H145ZM150 5H149V7H150ZM11 6V5H10ZM68 6V5H67ZM67 6H65V7H67ZM74 6V5H73ZM77 6V5H76ZM3 7H4V5H3ZM6 7H8L7 5H6ZM72 7V6H71ZM5 8V7H4ZM3 8V9H4ZM12 8V7H11ZM10 8V9H11ZM92 8V7H91ZM147 8V7H146ZM220 8V7H219ZM222 8V7H221ZM8 9V8H7ZM14 9V8H13ZM86 9H88V8H86ZM141 9V8H140ZM139 9V10H140ZM155 9H153V11L155 12ZM127 10V9H126ZM147 10V9H146ZM160 10V9H159ZM65 11V12H64ZM85 11V10H84ZM84 11H82V12H84ZM122 11V12H123ZM143 12H145V10H142ZM161 11V10H160ZM164 11V12H165ZM110 12H108V13H110ZM118 12H119V10H118ZM133 12H135V11H133ZM149 12H151V11H149ZM13 13V12H12ZM85 13H87V12H85ZM96 13H98L97 11H96ZM115 13V12H114ZM123 13H127L128 14V11L127 12H123ZM57 14V15H58ZM131 14V13H130ZM139 14V13H138ZM144 14V13H143ZM220 14V13H219ZM71 15V16H70ZM87 15V14H86ZM158 15L159 14H157V16L155 17L154 16V13H153V16L155 17V19L158 17ZM167 15H169V14H167ZM8 16V15H7ZM51 16V15H50ZM130 16V15H129ZM139 16V15H138ZM151 16V15H150ZM164 16V15H163ZM10 17V16H9ZM70 17V18H69ZM134 17H135V15H134ZM160 17H162V15L160 16ZM216 17H217V15H216ZM221 17V18H222ZM138 18V17H137ZM159 18V17H158ZM173 18V17H172ZM140 18H138V20H139ZM143 19H144V15H143ZM151 19V18H150ZM150 19L148 20V21H150ZM155 19H153L152 18V20H155ZM217 19V18H216ZM218 19H220V18H218ZM60 20V21H61ZM141 20V19H140ZM147 20V19H146ZM158 20H162V18L160 19H158ZM163 20H165V19H163ZM33 21H35L36 23L35 24H33L32 22ZM145 21V20H144ZM168 21H170V19L168 20ZM171 21H173V20H171ZM181 21V22H180ZM183 21V22H182ZM220 21H221V19H220ZM235 21H239V22H237V23H233L232 24V22H235ZM9 22V21H8ZM140 22V21H139ZM138 22V23H139ZM152 22V21H151ZM156 22V21H155ZM158 22H160V21H158ZM164 22H166V21H164ZM186 22V23H185ZM206 22V23H207ZM6 23V22H5ZM145 23V22H144ZM162 23V22H161ZM168 23V22H167ZM166 23V25H169V24H167ZM188 23V24H189ZM197 23V22H196ZM205 23V24H206ZM209 23V22H208ZM212 23V24H213ZM220 23V22H219ZM231 23V24H230ZM146 24H148V25H154V24H149V23H146ZM157 24H159V23H157ZM201 24H202V22H201ZM216 24V23H215ZM221 24V23H220ZM228 24V25H227ZM160 26H162L163 24H159ZM172 25H173V23H172ZM190 25V24H189ZM211 25V24H210ZM219 24H217V26H218ZM158 26V25H157ZM206 26H208V25H206ZM212 27L214 26V25H211ZM216 26V27H217ZM163 27V26H162ZM162 27H160V28H162ZM169 27V26H168ZM155 28V27H154ZM174 28V27H173ZM157 30H158V27L156 28ZM169 30H170V27L168 28ZM172 29V28H171ZM175 29V28H174ZM173 29V30H174ZM209 29H212V28H209ZM213 29H214V27H213ZM173 30H171V31H173ZM162 31V30H161ZM132 32V31H131ZM157 32V31H156ZM166 33V32H165ZM175 33V32H174ZM219 33H216L217 35H219ZM223 33V34H222ZM5 34V33H4ZM160 34V33H159ZM159 34H157V35H159ZM162 34H163V32H162ZM177 34V33H176ZM216 35V36H217ZM125 36V35H124ZM129 36H134V33H130L129 34ZM44 37V38H43ZM228 37H230V38H228ZM133 38V37H132ZM131 38V39H132ZM135 38V37H134ZM166 38V40L168 41V40H170V39H168L167 37H165ZM170 38V37H169ZM51 39V40H50ZM129 39V38H128ZM162 39V38H161ZM218 39V38H217ZM222 39V41H224ZM232 39V38H231ZM230 39V40H231ZM234 39H235V37H234ZM236 40V39H235ZM235 40H233L234 42H235ZM129 41V40H128ZM180 41H178V42H180ZM256 41V42H255ZM229 42V41H228ZM41 43V42H40ZM51 43V44H52ZM166 43H168V42H166ZM169 43H170V41H169ZM172 43V42H171ZM250 43H252L251 45H250ZM51 44H50V46H51ZM54 44V43H53ZM108 44H110V43H108ZM112 44V43H111ZM147 44H149V43H147ZM226 44V43H225ZM103 45V44H102ZM153 45V44H152ZM213 45V46H212ZM220 45H223V44H220ZM100 46V45H99ZM104 47H105V45H103ZM111 46V45H110ZM114 46V45H113ZM122 46V45H121ZM149 46V45H148ZM167 46H168V44H167ZM169 46H170V44H169ZM169 46H168V48H169ZM223 46H225V45H223ZM52 47H53V45H52ZM157 47H158V45H157ZM162 47V46H161ZM166 47V46H165ZM185 47V46H184ZM231 47V46H230ZM229 47V48H230ZM233 47V46H232ZM231 47V48H232ZM249 47V48H248ZM257 47V46H256ZM65 48V47H64ZM101 50H100V49ZM112 48V47H111ZM114 48H116L117 49V47H114ZM159 48V47H158ZM227 48V47H226ZM259 48V47H258ZM97 49H99L100 51H103L102 50V48L101 47H98L97 46ZM149 49H151L150 47H149ZM164 49V48H163ZM162 48H161V50H163ZM189 49H187V51L189 50ZM222 49V48H221ZM234 49V48H233ZM236 49H237V47H236ZM236 49H234V50H236ZM240 48H238V50H241ZM244 49V50H245ZM158 50V49H157ZM184 50V49H183ZM186 50V49H185ZM215 50V49H214ZM225 50V49H224ZM258 50H260V48L258 49ZM46 51V50H45ZM58 51V50H57ZM60 51V50H59ZM149 51V50H148ZM193 51V50H192ZM217 51H219V47H218V50ZM232 51V50H231ZM47 52V51H46ZM107 52V51H106ZM106 52H105V54H106ZM151 52V51H150ZM162 52V51H161ZM185 52V51H184ZM191 52V51H190ZM194 52V51H193ZM196 52V51H195ZM216 52V51H215ZM214 52V53H215ZM64 53H65V51H64ZM98 54H100V52L98 51L97 52ZM102 53H104V52H102ZM149 53V52H148ZM189 53V52H188ZM213 53V52H212ZM218 53V52H217ZM259 53V52H258ZM47 54V53H46ZM104 54V55H105ZM141 54V53H140ZM154 54V53H153ZM194 54V53H193ZM192 54V55H193ZM233 54H235V53H233ZM39 55V54H38ZM43 55H44V52H43ZM65 55V54H64ZM147 55V54H146ZM198 55V54H197ZM214 55V54H213ZM239 55V54H238ZM257 55V54H256ZM259 55V54H258ZM41 56L42 55H40V58L39 59H41ZM46 56H48V55H46ZM99 56V55H98ZM124 58H125V56L124 55H122ZM210 57H211V55H209ZM216 56V55H215ZM219 56V55H218ZM252 56H254L255 57V52H247L246 54H245V56H243V57H241L240 59H239V61L241 62L240 63V65L242 64L243 66H248L249 67V65L250 66H253V67H255V68H262V69H264V56H263V59H262V57H261V61H252L250 58H252ZM106 57H108V55L106 56ZM105 57V58H106ZM127 57V56H126ZM139 57H141V56H138L137 57V60H138V62H139V60L141 59H138ZM147 57V56H146ZM173 57V56H172ZM182 57H185L184 56V54L182 55ZM258 57V56H257ZM22 58V57H21ZM67 58H69L68 56H67ZM100 60H102L101 59V54H100ZM109 58V57H108ZM107 58V59H108ZM110 58H112V57H110ZM113 58H115V57H113ZM112 58V59H113ZM164 58V57H163ZM195 58H197V57H195ZM212 58V57H211ZM220 58V57H219ZM237 58V57H236ZM26 59V58H25ZM24 59V60H25ZM46 59V58H45ZM47 59H48V57H47ZM150 59V58H149ZM147 60L146 59V61H151V60ZM238 59V58H237ZM253 59V58H252ZM256 59V58H255ZM258 59V58H257ZM155 60V59H154ZM170 60V59H169ZM221 60V59H220ZM236 60V59H235ZM46 61V60H45ZM103 61L104 62H106L105 61V59H104V57H103ZM116 61V60H115ZM120 61V60H119ZM136 61V60H135ZM186 61V60H185ZM25 62V61H24ZM24 62H22V63H24ZM123 62V61H122ZM140 62H142V60H140ZM139 62V65L140 64H142V63H140ZM145 62V61H144ZM181 62V61H180ZM25 63H27V62H25ZM24 63V64H25ZM32 63V62H31ZM35 63V62H34ZM41 63V64H40ZM98 63V62H97ZM101 63V62H100ZM107 63V62H106ZM147 63V62H146ZM149 63V62H148ZM151 63V62H150ZM174 63H176V62H174ZM205 63V62H204ZM237 63V62H236ZM36 64V63H35ZM35 64H34V67H35ZM105 64V63H104ZM107 64H109V60H108V63ZM112 64V63H111ZM168 64H169V62H168ZM211 64H210V66H211ZM213 64H214V66H216V68L217 67H219L220 68V66L219 65H223L222 63H220V62H217V61H215V62H213ZM226 64V63H225ZM98 65V64H97ZM143 65V64H142ZM145 65V64H144ZM147 65V64H146ZM152 65H153V63H152ZM154 65H155V63H154ZM187 65V64H186ZM207 65H209V64H207ZM236 65V64H235ZM239 65V66H240ZM18 66V65H17ZM17 66H16V68H17ZM20 66V65H19ZM25 66H27V65H25ZM48 66V65H47ZM96 66V65H95ZM99 66V65H98ZM190 66V65H189ZM204 67H207L205 64L203 65ZM210 66H208V67H210ZM213 66V65H212ZM211 66V67H212ZM227 66V65H226ZM44 67H46V66H44ZM100 67V66H99ZM103 67H105V66H103ZM144 67V66H143ZM146 67V66H145ZM177 67V66H176ZM201 67V66H200ZM236 67V66H235ZM15 68V69H16ZM24 68V67H23ZM25 68V69H26ZM110 68V67H109ZM121 68V67H120ZM149 68V67H148ZM168 68H169V66H168ZM188 68V67H187ZM239 68V67H238ZM250 68V67H249ZM41 69V70H40ZM75 69V68H74ZM112 69V68H111ZM144 69V68H143ZM151 69V68H150ZM198 69V68H197ZM196 69V70H197ZM206 69V68H205ZM235 69V68H234ZM241 69V68H240ZM247 69V68H246ZM251 69V68H250ZM254 69V68H253ZM23 70V69H22ZM32 70H33V68H32ZM73 70V69H72ZM107 70V69H106ZM114 70V69H113ZM119 70H121V69H119ZM118 70V71H119ZM131 70V69H130ZM152 70V69H151ZM187 70V69H186ZM185 70V71H186ZM216 70V69H215ZM221 70V69H220ZM222 70H224V69H222ZM244 70V69H243ZM259 70V69H258ZM17 71H18V73H19V68L17 69ZM16 71V72H17ZM21 71V70H20ZM36 71V70H35ZM71 71V70H70ZM96 71V70H95ZM98 71V70H97ZM96 71V72H97ZM100 71V70H99ZM98 71V72H99ZM117 71V72H118ZM122 71V70H121ZM124 72H126L125 70H123ZM122 71V72H123ZM206 71V72H205ZM235 71V70H234ZM241 71V70H240ZM33 72V71H32ZM51 72V71H50ZM73 72V71H72ZM71 72V73H72ZM77 72V71H76ZM103 72V71H102ZM115 72V71H114ZM128 72H129V70H128ZM128 72H126V73H128ZM151 72H153V71H151ZM178 72V71H177ZM189 72V71H188ZM203 72H205V73H207L208 71L207 70H204ZM223 72V71H222ZM227 72V71H226ZM232 72V71H231ZM39 73V74H38ZM74 73V72H73ZM72 73V74H73ZM101 73V72H100ZM105 73V72H104ZM104 73H102L103 75H105ZM106 73H108L109 75H110V72L108 71H106ZM119 73H121L120 71H119ZM131 73V72H130ZM129 73V74H130ZM133 73V72H132ZM163 73V72H162ZM225 73V72H224ZM246 73H247V71H246ZM61 74V73H60ZM70 73L68 72V75H69ZM78 74V73H77ZM95 74V73H94ZM96 74H98L99 75V73H96ZM128 74V76H130ZM143 74V73H142ZM148 74H150V72L148 73L147 72V75ZM212 74V73H211ZM97 75V76H98ZM162 75V74H161ZM184 75V74H183ZM214 75V74H213ZM216 75V74H215ZM214 75V76H215ZM222 75V74H221ZM228 75H229V73H228ZM231 75V74H230ZM237 75H238V73H237ZM259 75V74H258ZM263 74H261V75H259V77L260 76H262ZM47 76V77H46ZM70 76V75H69ZM78 76H80V75H78ZM90 76H91V74H90ZM102 76V75H101ZM120 76V75H119ZM118 76V77H119ZM121 76H124V74L122 75L121 74ZM170 76L171 77H173V75L172 74H170ZM186 76V75H185ZM217 76H219V73L216 75V77ZM240 76V75H239ZM51 77V76H50ZM86 77V76H85ZM104 77V76H103ZM102 77V78H103ZM106 77L107 76H105V79H106ZM133 77V80H134V78L136 79V77H134V76H132ZM131 77V78H132ZM170 77V78H171ZM187 78H189L188 76H186ZM192 79H193V76H190ZM207 76H205V78H206ZM228 77V76H227ZM237 77V76H236ZM249 77V76H248ZM262 77H264V76H262ZM52 78V77H51ZM100 78V77H99ZM101 78V79H102ZM113 78V77H112ZM122 79H124L123 77H121ZM183 78H185L184 76H183ZM190 78V79H191ZM197 79H198V81H196L194 84L196 85H198V86H200V78L199 77H196ZM204 78V79H205ZM208 78V77H207ZM246 78V77H245ZM252 78H253V76H252ZM59 79V78H58ZM70 80H71V78H69ZM82 79H84V77L82 78ZM104 79V78H103ZM190 79H188L189 81H191ZM221 79V78H220ZM230 79V78H229ZM228 79V80H229ZM238 79V78H237ZM243 79H244V76H243ZM48 80H50V78H48ZM66 80H68V79H66ZM109 80V79H108ZM115 80V79H114ZM162 80V79H161ZM183 80V79H182ZM187 80V79H186ZM188 80H187V83H188ZM210 80V82H211V78L209 79ZM216 80H217V78H216ZM227 80V81H228ZM233 80H236V79H232V81L231 82H234ZM242 80V79H241ZM249 81H250V78L248 79ZM252 80H254V78L252 79ZM251 80V81H252ZM264 80V79H263ZM100 81H102V80H100ZM105 81V80H104ZM107 81V80H106ZM105 81V82H106ZM125 81H127L126 79H125ZM129 81H130V79H129ZM153 81H154V78H153ZM160 81V80H159ZM165 81V80H164ZM164 81H162V82H164ZM219 81H221V80H219ZM243 81V80H242ZM244 81H246V82H249V81H247V80H244ZM250 81V82H251ZM262 81V80H261ZM44 82V81H43ZM50 82V81H49ZM48 82V83H49ZM84 82V81H83ZM92 82H93V80H92ZM96 82V81H95ZM94 82V83H95ZM105 82H103V83H105ZM139 81H138V79H137V83H138ZM155 82H156V79H155ZM184 82V81H183ZM186 82V81H185ZM210 82H209V84H210ZM230 82V81H229ZM249 82V83H250ZM253 82V81H252ZM263 82V81H262ZM98 83H99V81H98ZM101 83V82H100ZM115 83V82H114ZM137 83H135V84H137ZM187 83H185V84H187ZM212 83H213V81H212ZM220 83V82H219ZM218 83V84H219ZM236 83V82H235ZM241 83V82H240ZM254 83V82H253ZM44 84V83H43ZM45 84H47V83H45ZM116 84H118L117 82H116ZM139 84H141V83H139ZM221 84V83H220ZM228 84V83H227ZM255 84V83H254ZM263 84H264V82H263ZM42 85V84H41ZM40 85V86H41ZM100 86V84H97V82H96V86ZM101 85H102V83H101ZM127 85V84H126ZM157 85V84H156ZM188 85V84H187ZM186 85V86H187ZM207 85L208 84H206V87H207ZM213 85V84H212ZM224 85H226V83L224 84ZM232 85H234L233 83H231V86ZM240 85V84H239ZM239 85H237V86H239ZM242 85V84H241ZM241 85H240V88H242L241 87ZM251 85V84H250ZM253 85V84H252ZM251 85V86H252ZM154 86V85H153ZM159 86V85H158ZM157 86V87H158ZM164 86H165V83H164ZM169 86V85H168ZM191 85H189V86H187V87H190ZM216 86H218L217 84H216ZM254 86V85H253ZM21 87H24V90H22V91H20L21 90ZM35 87H37V86H35ZM120 87V86H119ZM122 87V86H121ZM120 87V88H121ZM142 87H143V85H142ZM160 87V86H159ZM167 87V86H166ZM201 87V86H200ZM212 87V86H211ZM225 87V86H224ZM235 87V85L233 86V88ZM243 87H245V88H248V86H245V85H243ZM42 88V87H41ZM115 88H116V85H115ZM127 88H128V86H127ZM163 88H165V87H163ZM209 88V87H208ZM218 88V87H217ZM227 88V87H226ZM236 88H239V87H236ZM239 88V89H240ZM255 88V87H254ZM10 89V90H9ZM20 89V90H19ZM30 89V90H29ZM43 89V88H42ZM119 88H117V90H118ZM125 89V91H126V88H124ZM139 89V88H138ZM190 89V88H189ZM192 89H194L193 87H192ZM219 90H217V91H219V92H221V89H220V85H219V88H218ZM242 89H244V88H242ZM29 90V91H28ZM33 90H35V92H36V89H33ZM38 90V89H37ZM61 90V89H60ZM95 90V89H94ZM111 90H113V88L111 89ZM116 89H115V91H117ZM128 90H130L129 88H128ZM154 90V89H153ZM159 90V89H158ZM165 91L166 90H168V89H164ZM180 89L177 87V88H172V89H170L168 92H166V93H164L163 95H176L177 94V92L179 91ZM241 90V89H240ZM48 91V90H47ZM50 91V90H49ZM58 91V90H57ZM109 91V90H108ZM114 91V93H116ZM119 91V90H118ZM131 92H132V90H130ZM140 91V90H139ZM197 91V90H196ZM207 91V90H206ZM212 91V90H211ZM215 91V89H213V91L212 92H214ZM242 91H244V90H242ZM62 91H60V93H61ZM123 92V91H122ZM129 92V91H128ZM127 91L125 92V93H128ZM133 92H134V90H133ZM156 92V91H155ZM223 92V91H222ZM224 92H227V90H225ZM223 92V93H224ZM257 92H259L258 90L256 91V93ZM52 93V92H51ZM51 93H50V95H48L49 97L50 96H52L51 95ZM54 93L56 94V92L54 91ZM59 93V92H58ZM58 93H57V95H58ZM79 93H80V91H79ZM119 93V92H118ZM121 93V92H120ZM124 93V96H126V94ZM223 93H221V95L223 94ZM38 94V93H37ZM41 94V93H40ZM45 94V93H44ZM47 94V93H46ZM45 94V95H46ZM49 94V93H48ZM129 94V95H128ZM127 95H128V97L132 94H130V93H128ZM157 94V93H156ZM155 94V95H156ZM161 94V90L159 91V94H157V96L158 95H160ZM206 94H208L207 92L206 93H199V92H194V93H192V94H190V93H186L185 94V97L189 100H191L192 99V101L194 102V104L193 105H190L189 103H187V101H185V99H183V98H180V100L179 101H181V103L186 107V109L187 108H189V109H191L190 108V106H192V108H194L196 105H200V108H201V105L203 106V104H204V101L206 100V99H208L209 97H205L206 96ZM210 94V93H209ZM208 94V95H209ZM213 94H215V93H213ZM255 94V92L253 93V94H250V95H252V97H253V95ZM257 94H259V93H257ZM257 94H255V95H257ZM54 95V94H53ZM107 95H109L110 96V94H107ZM133 95V94H132ZM162 95V94H161ZM211 95V94H210ZM224 95H225V93H224ZM234 95V94H233ZM232 95V96H233ZM239 95V94H238ZM248 95V94H247ZM260 95V94H259ZM37 96V95H36ZM40 96V95H39ZM38 96V97H39ZM44 96V95H43ZM48 96H46V97H48ZM95 96H98L97 95V93L95 94ZM108 96V97H109ZM118 96H119V94H118ZM142 96V95H141ZM157 96H155V97H157ZM216 96H220V95H215L214 97L213 96H211V98H215ZM261 96V95H260ZM42 97V96H41ZM45 97V98H46ZM48 97V98H49ZM58 97V100H60L59 99V96H57ZM112 97H114V95L112 96ZM112 97H109V98H111V100L113 99ZM138 97H139V95H138ZM222 97H224L223 99H225V100H223V102L225 101H227V103H231L232 102V100H231V102H230V100H229V102H228V98L230 97L229 95L227 96V93H226V97L225 96H223L222 95ZM234 97V96H233ZM244 97H246V99H247V97L249 98V95L248 96H244ZM252 97H251V100H252ZM255 97V96H254ZM253 97V98H254ZM42 98H44V97H42ZM44 98V99H45ZM97 98V97H96ZM106 98H107V96H106ZM115 98H118V97H115ZM123 98H126V97H123ZM135 98H137V97H135ZM151 98H153L154 99V97L152 96ZM151 98H149V97H146V98H144V100H142V102H141V104L143 105V107L144 108H148V107H150L151 105H150V99ZM172 98H173V96H172ZM171 98V99H172ZM206 98V99H205ZM234 98H236V96L234 97ZM257 98V97H256ZM261 98V97H260ZM108 99V98H107ZM119 99V98H118ZM230 99V98H229ZM239 99H240V97H239ZM245 99V98H244ZM246 99L244 100V101H246ZM259 98H257V100H258ZM264 99V98H263ZM26 100V104H25V102H23V101H25ZM38 100V103L40 102V100H41V98L39 99H37ZM51 100H52V98L49 100L50 102H51ZM55 100V99H54ZM103 101H104V99H102ZM108 100H110V99H108ZM111 100H110V102H111ZM123 100H125V99H123ZM162 100H163V98H162ZM161 100V101H162ZM176 100H177V98H176ZM242 100V104L241 105H245L246 104V108H251L252 107V105H253V103L254 102H252V105H250V107H249V105H247V101L246 102H244L243 101V98L241 99ZM248 100V99H247ZM250 100V101H251ZM260 100V99H259ZM57 101V100H56ZM98 102H99V100H97ZM115 101H116V99H115ZM122 101V100H121ZM173 101V100H172ZM171 101V102H172ZM235 101V100H234ZM250 101L248 100V103H250ZM252 101H254V100H252ZM37 102V101H36ZM50 102H47V103H50ZM101 102V101H100ZM112 102H114V101H112ZM123 102H127V101H123ZM123 102H122V104H123ZM176 102V101H175ZM244 102V103H243ZM260 102H262V100L260 101ZM24 103V104H23ZM35 103V102H34ZM60 103H62V101H60ZM105 103V102H104ZM132 103V102H131ZM237 103V104H236ZM238 103L239 102H237V100H236V102H235V104H233V103H231L232 105H231V109L232 108H234V107H237V109H236V111L237 110H239V107L237 106L238 105ZM256 103H258V101H256ZM41 104V103H40ZM44 104V100H43V103L41 104V105H43ZM99 104V103H98ZM106 104V103H105ZM115 104V103H114ZM117 104V103H116ZM127 104V103H126ZM130 103H128V105H129ZM240 104V103H239ZM260 104H263V103H260ZM26 105V106H25ZM102 105V104H101ZM111 105H112V103H111ZM128 105H127V107H128ZM134 105V104H133ZM132 104H131V106H133ZM160 105V104H159ZM207 105V104H206ZM224 105V104H223ZM229 105V104H228ZM233 105H235V106H233ZM243 105V106H244ZM32 106V105H31ZM35 106H37L36 104H35ZM40 106V105H39ZM59 106V105H58ZM109 106V105H108ZM107 106V107H108ZM137 106V110H138V105H136ZM240 106V105H239ZM243 106H241V109L239 110L240 111V113L242 114H240L239 113V111L238 112H236V113H239L241 116L240 117H238V115L234 112V113H229L228 111V109H229V107L228 106H226V105H224V107H222L224 110L226 109V111L228 112V113H226V111H224L223 110V119H224V117H229V118H231L233 121H232V123H231V125L229 126V124L228 125H221L220 123H219V119H218V117L217 116H215L216 114H214V115H211L209 112V114L207 113V115H208V117L204 114V112H206V110L207 109H204V111H203V113H202V110L200 111L201 113H197L196 115H195V112H194V114L193 115H195V120H194V122H195V126H194V134H193V136H194V138H195V141L198 143L197 144V146H194V147H199L200 148V150H201V146L200 145H202V148H205L204 150V152H205V157H202L201 159H202V161L204 162H202L203 164H206L207 163V160L208 159H212V157H211V155L214 153H209V151L211 150V148H212V146L209 148V146H210V144H213V143H215V142H213V143H210V140H212V139H214V141L216 140V143L218 142V147H219V145H220V149H216L215 150V154H217L218 152H220V150L222 151V149H223V167H221V169H223V171L222 172H224V170L225 171H227V170H229L228 172H231L230 170L234 167V166H236V163H237V160L235 159V157H232V158H230V159H227V160H225V156H226V154L228 153V152H230L231 150H232V148L233 147H242V148H244V150H245V153H244V155H245V159H247L248 157H253L254 158V161L253 162H255V164H257V168L255 169V170H251V173H249L250 171H244V172H247L248 173V175L249 176H251L252 178H253V181H257L259 184H260V187L257 189L258 190V194H251L249 191L250 190H248L247 189V186L248 185H246V183H242V181H241V183L239 182V183H237V184H232V185H228V181L230 180V177H231V179H235V177H233L232 178V175L230 176L229 175V180L227 181V182H224V179H223V183H225V185L227 184V186L223 189V188H221L223 191H224V193H225V197H223V198H225L224 199V207H223V214H224V212H227V213H231L232 214V216H233V219H231L230 220V218H229V220L228 221H226L225 220V222H223V228H224V226H227L228 228H230V227H236V231H234L235 233L237 232V234H236V236H232V237H230V236H227L226 234H224L223 235V240H222V243L224 244V246H223V251H227L225 248H227V249H229L228 247H231V246H234V247H236V249L237 248H239V250H240V252H238V253H240L239 254V256L237 257V255H235L236 257H237V260H236V257H234V259H235V261L234 262H236L237 264H264V125L262 124L263 122H261V120H259L258 119V121H260V122H258V121H256V119H255V123L257 122V124L256 125H254V121H253V123L247 118H241L242 116L244 117V107ZM258 106H260L259 105V103H258ZM29 107H28V109H29ZM38 107V106H37ZM40 107H44V106H40ZM50 107V106H49ZM49 107H47V108H45V111L44 112H40L39 114H36V115H39V116H36V118L38 119H36L39 123H43V124H45V123H48V120H49V116L51 117V115H49L50 114V108ZM96 106L94 105V108H95ZM172 107V106H171ZM228 109H227V108ZM253 107H254V105H253ZM32 108V107H31ZM34 108V107H33ZM36 108V107H35ZM35 108H34V110H35ZM53 108V107H52ZM57 108V107H56ZM62 108V107H61ZM84 108H86V107H84ZM84 108L82 107V109L81 110H83V112L84 111H86V109L84 110ZM98 108V107H97ZM101 108V107H100ZM109 108V107H108ZM143 108V109H144ZM158 109H159V106L157 107ZM196 108V107H195ZM203 108H205V107H203ZM255 108V107H254ZM259 108H261V107H259ZM263 108V107H262ZM65 109H66V107H65ZM89 109V108H88ZM133 109V108H132ZM140 109V108H139ZM150 109V108H149ZM180 109V108H179ZM189 109H187V110H189ZM256 109V108H255ZM34 110L33 111H31V113L32 112H34ZM39 110H40V108H39ZM43 110H44V108H43ZM54 110V109H53ZM62 110V109H61ZM80 109H79V111H81ZM93 111H94V109H92ZM92 110H89V111H92ZM97 110H100L99 108L97 109ZM134 110L135 109H133L132 110V112H134ZM181 110V109H180ZM179 110V111H180ZM182 110H183V108H182ZM197 110H199V108L197 109ZM241 110H243L242 112H241ZM264 110V109H263ZM24 111H25V108H24ZM23 111V112H24ZM42 111V110H41ZM64 111V110H63ZM66 111V110H65ZM65 111H64V113H65ZM89 111H88V113H89ZM96 111V110H95ZM101 111V110H100ZM139 111V110H138ZM144 111V110H143ZM145 111H148V110H145ZM143 112L144 114H145V116L147 115V116H149L148 114H147V112ZM159 111V110H158ZM184 111H186V110H184ZM191 111V110H190ZM193 111V110H192ZM194 111H196V110H194ZM207 111H209V110H207ZM211 111V110H210ZM232 111V110H231ZM234 111H235V109H234ZM253 110H252V108H251V112H252ZM262 111V110H261ZM23 112H21V113H23ZM26 112V111H25ZM30 112V111H29ZM55 112V111H54ZM78 112V111H77ZM83 112H81V113H83ZM141 112V114H142V111H141V109H140V111H139V113ZM187 112V111H186ZM182 112L184 115H186L187 116V114L189 115V113L187 112ZM197 112V111H196ZM199 112V111H198ZM212 112V111H211ZM248 112H249V110H248ZM249 113V114H251L252 116H251V118L253 117V114L252 113ZM21 113H19L18 114V116H20V114ZM79 113V112H78ZM80 113V114H81ZM92 113V112H91ZM90 113V114H91ZM138 112L136 111V114H137ZM138 113V114H139ZM149 113V112H148ZM56 114V113H55ZM77 114V113H76ZM79 114V115H80ZM140 114V115H141ZM143 114V115H144ZM169 114V113H168ZM173 114V113H172ZM263 114V113H262ZM22 115V114H21ZM24 115V114H23ZM35 115V114H34ZM84 115V114H83ZM82 115V116H83ZM88 115V114H87ZM134 116H135V112H134V114H133ZM167 115V114H166ZM170 115H171V113H170ZM169 115V116H170ZM191 115V114H190ZM25 116H27V114L25 115ZM25 116H23V117H25ZM84 116H86V115H84ZM133 116V117H134ZM142 116V115H141ZM151 116V115H150ZM174 116H177V115H175V113H174ZM255 116V115H254ZM28 117H30V116H28ZM55 117V116H54ZM63 117V116H62ZM152 117V116H151ZM168 117V116H167ZM189 117V116H188ZM187 117V119H188V121L190 120V118H188ZM222 117V116H221ZM257 117V116H256ZM21 118V117H20ZM65 118V117H64ZM76 118H77V116H76ZM79 119H80V117H78ZM85 118V117H84ZM143 119H144V117H142ZM164 118V117H163ZM171 118V117H170ZM186 117L184 116V119H185ZM16 119V118H15ZM18 119V118H17ZM24 119V118H23ZM60 119V118H59ZM66 119V118H65ZM86 119V118H85ZM89 116H88V121H89ZM148 119L151 121V119H150V117L149 118H147L146 117V120H147V122H148ZM174 119V118H173ZM181 119H183V118H181ZM222 119V118H221ZM19 120V119H18ZM22 120V119H21ZM21 120L19 121V122H21ZM53 120H55V119H53ZM52 120V121H53ZM81 120V119H80ZM82 120H83V117H82ZM81 120V121H82ZM94 119H92V121H93ZM140 120H142V119H140ZM153 120H155V119H153ZM162 120H164V119H162ZM176 120V119H175ZM210 120V122L211 123H213V125H212V128H209L210 126H209V123H208V121ZM248 120V121H247ZM23 121V120H22ZM25 121V120H24ZM24 121H23V123H24ZM31 121H34L35 122V120H34V118H33V120H31ZM51 121V120H50ZM66 121V120H65ZM88 121H87V123H88ZM149 121V122H150ZM182 121V120H181ZM251 123H250V122ZM27 122V121H26ZM28 122H30V121H28ZM80 122V121H79ZM153 122H156V120L155 121H153ZM190 122H191V120H190ZM193 122V123H194ZM1 123V122H0ZM4 123V122H3ZM3 123H2V125H3ZM16 123V125H17V123H18V121L17 122H15ZM37 123V122H36ZM38 123V124H39ZM67 123V122H66ZM81 123V122H80ZM80 123H79V126H80ZM96 123H97V121H96ZM189 123V122H188ZM187 123V124H188ZM8 124V125H9ZM13 124V123H12ZM28 124V123H27ZM30 124V123H29ZM55 124V123H54ZM160 123H158L157 122V124H155L154 123V125H156L157 127H158V125H159ZM192 124V123H191ZM11 125V124H10ZM14 125V124H13ZM33 125V124H32ZM35 125V124H34ZM40 125V124H39ZM55 125H57V121H56V124ZM82 126L81 127H83V124H81ZM153 125V124H152ZM151 125V126H152ZM4 126H7V125H5L4 124ZM78 126V127H79ZM209 126V127H208ZM254 126V128H257V130H258V128H259V130H261L262 131V133H260L259 135H257V134H255V133H257L256 132V130L254 131L253 130V127ZM10 127V126H9ZM81 127H79L80 128V130H83V129H81ZM88 127V126H87ZM86 127V128H87ZM95 127H96V125H95ZM153 127V126H152ZM171 127V126H170ZM188 127V126H187ZM1 128V127H0ZM7 128V127H6ZM32 128V127H31ZM36 129H37V127H35ZM35 128H32V129H35ZM39 128V127H38ZM79 128H78V131H79ZM84 128V127H83ZM149 128V127H148ZM1 129H3V128H1ZM8 129V128H7ZM14 129V127L12 128V130ZM28 129V128H27ZM71 129V128H70ZM85 129V128H84ZM88 129V128H87ZM91 129H93V128H91ZM90 128H89V131L91 130ZM95 129H97V128H95ZM95 129H93L92 131H94ZM163 129H164V127H163ZM11 130V129H10ZM30 130V129H29ZM73 130V129H72ZM75 130V129H74ZM190 130V129H189ZM14 131V130H13ZM48 131L49 130H47V128H45L44 130H41V133H42V135H43V140H45V139H47V134H48ZM86 131V130H85ZM85 131H83L82 132V134H84L85 133ZM91 131V132H92ZM157 131H159V130H157ZM252 131H254L255 133H253ZM260 131V132H261ZM9 132V131H8ZM11 132V131H10ZM75 132V131H74ZM73 132V133H74ZM81 132V131H80ZM79 132V133H80ZM91 132H89V134L91 133ZM144 132V131H143ZM190 132V131H189ZM93 133H95L96 134V131L95 132H93ZM140 133H142V132H140ZM76 135H78V133L76 132L75 133ZM144 134V133H143ZM155 134H156V129H155ZM154 134V135H155ZM91 135V134H90ZM94 135V134H93ZM144 136V135H143ZM181 136V135H180ZM80 137H81V134H80ZM146 137H148V136H146ZM151 137H152V135H151ZM190 137V136H189ZM196 137H199V138H196ZM149 138V137H148ZM154 138V137H153ZM192 138V137H191ZM194 138H193V141H194ZM48 140V139H47ZM39 141V140H38ZM42 141V140H41ZM187 141V140H186ZM129 142V141H128ZM132 142V141H131ZM152 142V141H151ZM183 142V141H182ZM188 142V141H187ZM191 141H189V143H190ZM166 143V142H165ZM59 144V143H58ZM131 144V143H130ZM132 144H134L133 142H132ZM168 144V143H167ZM179 144H180V142H179ZM56 145V144H55ZM173 145H175V143H173ZM214 145H216V144H213V147H215ZM87 146V145H86ZM127 146H129L130 147V145H127ZM137 146V148H138V145H136ZM136 146H135V148H136ZM169 146V145H168ZM180 146V145H179ZM185 146H187V145H185ZM191 146V145H190ZM217 146V145H216ZM54 147V146H53ZM57 147V146H56ZM56 147H55V149H56ZM122 147V146H121ZM153 147V146H152ZM178 147V146H177ZM176 147V148H177ZM84 148H86V147H84ZM91 148V147H90ZM94 148V147H93ZM141 148V147H140ZM172 148V147H171ZM176 148H175V150H176ZM185 148H187V147H185ZM190 148V147H189ZM50 149V148H49ZM54 149V148H53ZM88 149V148H87ZM126 149V148H125ZM129 149H131V150H133L132 148H129ZM139 149V148H138ZM156 150H158L159 148H155ZM154 149V150H155ZM174 149V148H173ZM178 149V148H177ZM188 149V148H187ZM187 149H185V150H187ZM193 149V148H192ZM45 150V149H44ZM128 150V149H127ZM130 150V151H131ZM139 150H141V152H142V149H139ZM196 150H197V148H196ZM195 149L193 150V152L194 151H196ZM49 151V150H48ZM58 151V150H57ZM93 152H94V149L92 150ZM126 151V150H125ZM129 151V150H128ZM135 151V150H134ZM144 151V150H143ZM146 151V150H145ZM160 151H162V150H160ZM174 151V150H173ZM213 151V150H212ZM50 152V151H49ZM53 152H54V150H53ZM95 152H96V150H95ZM121 152V151H120ZM122 152H124V150L122 151ZM136 152V151H135ZM139 152V151H138ZM136 152L137 154H139V153H141V152ZM148 152V151H147ZM147 152H142V154L144 155L145 153H147ZM151 152L153 153V150H151ZM159 152V151H158ZM163 152V151H162ZM170 152V151H169ZM189 152V151H188ZM187 152V153H188ZM192 152V151H191ZM56 153V152H55ZM58 153V152H57ZM171 153V152H170ZM183 153V152H182ZM184 153H185V151H184ZM201 153V152H200ZM47 154V153H46ZM94 154V153H93ZM95 154H97V152L95 153ZM122 154V153H121ZM136 154V155H137ZM156 154H159V153H157L156 152ZM164 154H166V153H164L163 152V154L162 155H164ZM174 154V153H173ZM178 154V153H177ZM194 154V153H193ZM222 154V153H221ZM230 154V153H229ZM131 155V154H130ZM155 155V154H154ZM154 155H153V158H155L154 160H153V158H152V160H153V162H152V164H151V162H149L147 159V162L148 163H150L151 164V166H154V161L157 159V156L156 157H154ZM187 154H185L184 155V157L186 156ZM191 155V154H190ZM199 155V154H198ZM219 155V153L217 154V156ZM126 156V155H125ZM132 156V155H131ZM133 156H134V153H133ZM132 156V157H133ZM139 156H141V157H139ZM138 157L141 159H143V157L144 156H142V155H139ZM160 156V155H159ZM158 156V159H157V162L156 163H158V162H160L161 160H163V158L164 159H167V161L168 160H170L171 158H168V156L165 158V157H163V156H160L159 157ZM201 156V155H200ZM54 157V156H53ZM109 157V156H108ZM107 157V158H108ZM135 157V156H134ZM163 157V158H162ZM171 157H172V155H171ZM178 157V156H177ZM183 157V158H184ZM231 157V156H230ZM101 158V157H100ZM99 158V159H100ZM105 158V157H104ZM106 158V159H107ZM112 158V157H111ZM145 158V157H144ZM159 158H161L160 160H159ZM183 158L181 159V157L179 158V160H180V162L183 160ZM189 158V160H190V157H188ZM237 158V157H236ZM252 158V159H253ZM105 159V160H106ZM113 159V158H112ZM141 159V160H142ZM150 159V158H149ZM191 159H192V157H191ZM200 159V158H199ZM207 159V160H206ZM240 159H241V156H240ZM110 160V159H109ZM133 160V159H132ZM140 160V163L143 161H141ZM151 160V161H152ZM159 160V161H158ZM172 160H174V157L169 161V162H171L170 164H172ZM186 160H188L187 158H186ZM186 160H184V162L186 161ZM188 160V161H189ZM242 160V159H241ZM249 160V159H248ZM102 161V160H101ZM116 161V160H115ZM164 161V167H166V163H167V167L166 168H168V162H165L166 160H163ZM163 161H161L160 163H162V164H160L159 163V167L157 166V164H156V166L161 170V168H164L163 167ZM187 161V162H188ZM251 161V162H252ZM108 162H111V160L110 161H108ZM117 162V161H116ZM133 162H134V160H133ZM137 162H139V161H137ZM176 162H178V163H176V166L178 167H180L181 166V164H180V162L179 161H176ZM183 162V161H182ZM201 162V161H200ZM200 162H198L197 163V166H199V163ZM211 162H214V159H212L211 160ZM241 162V161H240ZM250 162V163H251ZM118 163V162H117ZM116 163V164H117ZM143 163V162H142ZM175 163V162H174ZM189 163V162H188ZM215 163H216V160H215ZM218 163H219V161H218ZM116 164H113V167L114 166H116ZM147 164V163H146ZM184 164V163H183ZM186 164V163H185ZM193 164H194V161H193V159H192V166H193ZM203 164H202V166H203ZM208 164V163H207ZM217 164V163H216ZM239 164V163H238ZM247 164H248V161H246V160H244L243 162H242V164H239V166L241 167L242 165H243V167L244 168H246L245 167V165L247 166ZM253 164V166H255V164L254 163H252ZM142 166H143V164H142ZM144 166H145V164H144ZM144 166H143V168H144ZM156 166H154L155 168H156ZM176 166L174 167V164H172V169H173V167L174 168H176ZM191 166V167H192ZM202 166H201V168H202ZM213 166H214V164H213ZM218 166H219V164H218ZM250 166H251V164H250ZM150 167V166H149ZM187 167V166H186ZM188 167H189V164H188ZM200 167V166H199ZM198 167V168H199ZM204 167V166H203ZM206 167V168H205ZM203 169H208L207 168V166H205ZM210 167L212 168V166H211V164H210ZM210 167H209V170H211L212 171V169H210ZM240 167H238V168H240ZM243 167H241V168H243ZM155 168H154V170H155ZM166 168H164V170H165V172H167L168 170H170L171 168L169 167L168 169H166ZM193 168V167H192ZM217 168V167H216ZM251 168V167H250ZM133 169V168H132ZM145 169V168H144ZM158 169V170H159ZM181 169V168H180ZM220 169V168H219ZM146 171H148V172H146V171H143L142 169H141V171H143L144 173L146 172V173H151V172H154V170L152 171V169H150V171H149V168L147 167V169H145ZM156 170H157V168H156ZM167 170V171H166ZM175 170V169H174ZM174 170H171V171H174ZM179 170V169H178ZM186 170H188V169H186ZM199 170V169H198ZM215 170V169H214ZM234 170H236V169H234ZM233 170V171H234ZM237 170H239V169H237ZM237 170L235 171L236 173H237ZM242 170H244V169H242ZM250 170V169H249ZM170 171V173H172ZM175 171H177V169L175 170ZM174 171V172H175ZM207 171V170H206ZM216 171V170H215ZM221 171V170H220ZM143 172H141V174L143 173ZM164 172V171H163ZM197 172V171H196ZM213 172V171H212ZM217 172H218V169H217ZM221 172V173H222ZM234 172V173H235ZM111 173V172H110ZM143 173V174H144ZM161 173V172H160ZM159 173V174H160ZM187 173H188V171H187ZM209 173V172H208ZM208 173H205L206 174V177H207V174ZM214 173V172H213ZM212 173V174H213ZM220 172H218V174H219ZM234 174V175H239V174ZM242 173V172H241ZM246 173V174H247ZM117 174H119V172L117 173ZM137 174V173H136ZM168 174V176L167 177H169V172L167 173ZM166 174V175H167ZM172 174H175V175H177L176 174V172L175 173H172ZM171 174V175H172ZM189 174V173H188ZM210 174V173H209ZM208 174V175H209ZM215 174V176H217L218 174L217 173H214ZM217 174V175H216ZM223 174V173H222ZM228 174H231V173H228ZM110 175V174H109ZM111 175H113V174H111ZM132 175H134V171H133V173H132ZM137 175H139V174H137ZM165 175V173L164 174H162V175H160V177H162L163 178V180H164V176ZM165 175V176H166ZM170 175V176H171ZM175 175H172V176H175ZM182 175H184V170H183V174ZM181 175V176H182ZM194 175V174H193ZM199 175H200V172H199ZM201 175H203L202 174V172H201ZM200 175V176H201ZM225 175H227V174H225ZM122 176V175H121ZM131 176V175H130ZM136 176V175H135ZM141 176H143V175H141ZM144 176H146V175H144ZM157 176H158V174H157ZM180 176V177H181ZM199 176V177H200ZM210 176V175H209ZM153 177H155V176H153ZM159 177V176H158ZM184 177V176H183ZM182 177V178H183ZM197 176H195L194 178H192V179H194L195 180V178H196ZM205 177V176H204ZM203 177V178H204ZM226 177L228 178V175L227 176H225V179H226ZM246 177V176H245ZM93 178H96V177H93ZM121 178V177H120ZM130 178H132V177H130ZM142 178V177H141ZM145 178V177H144ZM143 178V179H144ZM150 178V177H149ZM162 178H160L161 180H162ZM174 178V177H173ZM200 179L201 180V182H202V180H204V179ZM214 178V177H213ZM217 178V177H216ZM219 178H222V177H219ZM224 178V177H223ZM237 178V177H236ZM240 178V177H239ZM241 178H243V176L241 177ZM97 179V178H96ZM137 179L138 178H136V181H137ZM148 179V178H147ZM156 179V178H155ZM157 179H159V178H157ZM169 179H171V178H169ZM192 179H190V181H194V180H192ZM198 179V180H199ZM207 179V178H206ZM205 179V180H206ZM211 178L209 177V181L208 182H206V183H204L203 185H204V188H207L206 190L209 192V191H213V190H211V189H213V188H211V189H209V187H211V186H213L212 185V182H211V180H210ZM218 179V178H217ZM238 179V178H237ZM237 179H236V182H237ZM245 179V178H244ZM248 179V178H247ZM160 180V181H161ZM166 180L168 181V179L166 178ZM172 180V179H171ZM174 180V179H173ZM177 180V179H176ZM180 180V179H179ZM204 180V181H205ZM239 180H242V179H239ZM238 180V181H239ZM133 181V180H132ZM131 181V182H132ZM148 180H146V182H147ZM155 181V180H154ZM186 182H189L188 181V177H187V180H185ZM185 181H184V179H183V183H185ZM232 181H235V180H232ZM246 181V180H245ZM138 182V181H137ZM149 182V181H148ZM148 182L147 183H145V184H148ZM166 181H164V183H165ZM177 182V181H176ZM178 182H181V180L180 181H178ZM177 182V183H178ZM195 182H197V181H195ZM217 182H221V179H220V181H217ZM217 182H215V183H217ZM230 182H231V180H230ZM251 182V181H250ZM256 182V183H257ZM87 183V182H86ZM85 183V184H86ZM152 183V182H151ZM155 183V182H154ZM163 183V184H164ZM174 183H175V181H174ZM177 183H175V185L177 184ZM198 184H197V186L199 185V182H197ZM231 183H235V182H231ZM182 184V183H181ZM201 184V183H200ZM219 184V183H218ZM254 184V183H253ZM253 184H251V187L253 188ZM139 185V186H138ZM138 185H136V186H138V187H140V185H142L141 184V182L140 183H138ZM151 185V184H150ZM170 185V184H169ZM180 185V184H179ZM179 185H177L176 187H179ZM190 185V184H189ZM196 185V184H195ZM202 185V184H201ZM202 185V186H203ZM215 185V184H214ZM222 185H224V184H222ZM258 185V184H257ZM42 186H43V184H42ZM86 186V185H85ZM132 186V185H131ZM145 186V185H144ZM149 186V185H148ZM154 186V185H153ZM160 186H162V185H160ZM183 186H184V184H183ZM202 186H200L201 187V190H202ZM216 186H218V185H215V187ZM254 186H255V184H254ZM44 187V186H43ZM146 187L147 186H145L144 187V189H146ZM159 187V186H158ZM163 187V186H162ZM168 187V186H167ZM214 187V188H215ZM223 187V186H222ZM69 188V187H68ZM72 188V186L69 188V189H71ZM86 188V187H85ZM131 188V187H130ZM141 188H142V186H141ZM148 188V187H147ZM149 188H150V186H149ZM151 188H154V187H152L151 186ZM171 188V187H170ZM180 188L181 187H179V188H177V190L179 189L180 190ZM183 188V187H182ZM197 188V187H196ZM195 188V189H196ZM220 188V187H219ZM250 188V187H249ZM74 189V188H73ZM88 189V188H87ZM140 189V188H139ZM160 188H158V190H159ZM167 189V188H166ZM168 189H169V187H168ZM190 189V188H189ZM193 189H194V187H193ZM192 189V190H193ZM39 190V189H38ZM92 190V189H91ZM130 190H132L133 191V189H129V191ZM153 191V192H156V188H154V189H150V191ZM155 190V191H154ZM171 191L173 190L174 191V186H173V189H170ZM184 190H185V188H184ZM184 190H182V191H184ZM197 190H199V189H197ZM196 190V191H197ZM203 190H205V189H203ZM216 190V189H215ZM252 190V189H251ZM35 191V190H34ZM69 191V190H68ZM148 191V190H147ZM167 191H169V190H166V194H167ZM173 191H172V193H173ZM181 191V190H180ZM181 191V192H182ZM190 191V190H189ZM223 191H221V193L223 192ZM252 191H255V188L252 190ZM44 192V191H43ZM70 192V191H69ZM73 192V191H72ZM72 192H70V193H72ZM93 192V191H92ZM143 192V191H142ZM144 192H146V191H144ZM161 192H162V190H161ZM178 192V191H177ZM186 193H187V191H185ZM195 192V191H194ZM206 192V191H205ZM216 192V191H215ZM217 192H218V189H217ZM35 193V192H34ZM40 193V192H39ZM76 193V192H75ZM78 193V192H77ZM129 193H131V192H129ZM128 193V194H129ZM132 193H134V191L132 192ZM131 193V194H132ZM158 193H160V192H158L157 191V193H155V194H158ZM183 193V192H182ZM190 193H191V191H190ZM198 193V192H197ZM200 193H201V191H200ZM204 193V191H202V194ZM210 193V192H209ZM41 194H43V193H41ZM73 194V193H72ZM131 194H129V195H131ZM135 194V193H134ZM140 194V193H139ZM144 194V193H143ZM175 194H177V193H175ZM188 194H189V192H188ZM195 194H196V192H195ZM206 194H208L207 192H206ZM216 194V193H215ZM215 194H213V195H208V196H213V199H214V197H215ZM35 195V194H34ZM37 195V194H36ZM39 195V194H38ZM65 195V194H64ZM80 195V194H79ZM133 195V194H132ZM131 195V196H132ZM159 196H160V194H158ZM157 195V196H158ZM162 195H164V194H162ZM172 195H174V194H172ZM194 195V194H193ZM197 195V194H196ZM218 195V194H217ZM78 196V195H77ZM135 196L137 197V199L140 197H138V195L137 194H135ZM145 196V195H144ZM147 196V195H146ZM175 197H176V195H174ZM188 196H190V195H188ZM187 196V197H188ZM197 196H200V195H197ZM208 196L206 195V197H207V199H208ZM55 197V196H54ZM56 197H57V194H56ZM68 200L70 199V197L68 198L67 196H65ZM136 197L134 198V200L136 199ZM171 197V196H170ZM178 197V196H177ZM180 197L181 198H184V197H182L181 195H180ZM193 196H192V193H191V198H192ZM200 197H202V196H200ZM205 197V196H204ZM205 197V198H206ZM222 197V196H221ZM65 198V200H66V202H69V201H71V204H72V201H73V203H75V201H77V203H79V201H78V199L76 200L75 198H73V200H67ZM78 198H79V196H78ZM83 197H81L79 200L80 201H82L83 199H82ZM93 198V197H92ZM147 198H148V196H147ZM165 198V197H164ZM164 198L163 197H161V199H162V203L164 202ZM189 198V197H188ZM188 198H185V199H188ZM210 198V197H209ZM219 198V197H218ZM222 198V199H223ZM52 199V198H51ZM51 199H49L48 201L50 202V200ZM55 199H57V198H55ZM58 199H61V196H60V198L58 197ZM57 199V202L59 201ZM63 200H64V198H62ZM75 199V200H74ZM88 199V201H90V202H92V200H89V197L87 198ZM139 199H141L142 201H143V199L142 198H139ZM138 199V200H139ZM145 199H146V197H145ZM159 199H160V197H159ZM160 199V200H161ZM172 199V198H171ZM171 199H169V201H171ZM210 200L209 199V201H214V200ZM64 200V201H65ZM84 200H86V196H85V199ZM83 200V201H84ZM102 200V199H101ZM131 200H132V198H131ZM174 200V199H173ZM201 200V199H200ZM203 200V199H202ZM201 200V201H202ZM44 201V200H43ZM51 201H55L54 200V198H53V200H51ZM87 201V202H88ZM140 201V200H139ZM138 201V202H139ZM141 201V202H142ZM199 201V200H198ZM216 201V200H215ZM219 201V200H218ZM48 202V203H49ZM60 202H62V201H60ZM85 202V201H84ZM172 202V201H171ZM177 201H175V203H176ZM221 202V201H220ZM223 202V201H222ZM41 202H39V204H40ZM59 203V202H58ZM58 203H57V205H58ZM145 203V202H144ZM152 203V202H151ZM162 203H161V205H162ZM167 203V202H166ZM197 203V202H196ZM198 203H201L200 201L198 202ZM198 203H197V205H198ZM51 204H52V202L51 203H49V208L51 207ZM53 204H55V202L53 203ZM81 205L83 204V203H80ZM87 204V203H86ZM88 204H89V202H88ZM146 204V203H145ZM194 204V203H193ZM201 204H204V203H201ZM208 204V203H207ZM206 204V205H207ZM24 205H26V203H24ZM48 205V204H47ZM56 205V204H55ZM66 205V204H65ZM109 205V204H108ZM107 205V206H108ZM167 205V204H166ZM172 205H173V203H172ZM175 205V204H174ZM185 205V204H184ZM192 205V204H191ZM205 205V204H204ZM60 206H63V203H62V205L60 204ZM68 207H69V205H67ZM83 206L85 207L86 205H84L83 204ZM89 206L91 207V204H89ZM99 206V205H98ZM164 208H165V206H164V204L162 205ZM162 206H161V208H162ZM175 206H178L179 207V205H178V203H177V205H175ZM174 206V207H175ZM186 206H188V205H186ZM199 206V205H198ZM198 206H197V208H198ZM54 206H52V208H53ZM59 207V206H58ZM57 207V208H58ZM79 207V206H78ZM88 207V206H87ZM89 207V208H90ZM148 207V206H147ZM156 207H157V205H156ZM156 207H154V209L156 210ZM167 207V206H166ZM173 207V208H174ZM177 207V208H178ZM180 207H181V205H180ZM183 207H185V206H183ZM192 207V206H191ZM195 206L193 205V208H194ZM203 207V206H202ZM201 207V208H202ZM52 208H50L51 210H52ZM70 208V207H69ZM72 208V207H71ZM70 208V210H73V209H71ZM94 208V207H93ZM100 208V207H99ZM106 208V207H105ZM176 208V209H177ZM200 208V207H199ZM55 210H57L56 208H54ZM86 209V208H85ZM88 209V208H87ZM153 209V210H154ZM158 209H160L159 207H158ZM157 209V210H158ZM179 210H180V208H178ZM178 209H177V211H178ZM182 209V208H181ZM187 208H185V209H183L184 211L186 210ZM189 209H191V208H189ZM196 209V208H195ZM203 209V208H202ZM50 210V211H51ZM68 210V209H67ZM94 210H97V209H94ZM104 210V209H103ZM149 210H151V209H149ZM161 210V209H160ZM165 210H166V208H165ZM175 210V209H174ZM198 210V209H197ZM196 210V211H197ZM54 211V210H53ZM58 211V210H57ZM57 211H54V214H55V212H57ZM60 211V210H59ZM78 211V210H77ZM93 211V210H92ZM105 211V210H104ZM106 211H107V209H106ZM152 211V210H151ZM180 211H182V210H180ZM179 211V212H180ZM187 211V210H186ZM73 212V211H72ZM99 212V211H98ZM154 212H157V211H154ZM176 212V211H175ZM174 211H173V213H175ZM183 212V211H182ZM188 212V211H187ZM201 212V211H200ZM200 212H197V213H200ZM204 212V211H203ZM209 212V211H208ZM219 211H217V213H218ZM63 213H65V212H62V214ZM68 213V212H67ZM66 213V214H67ZM81 213V212H80ZM100 213V212H99ZM181 213V212H180ZM184 213V212H183ZM182 213V214H183ZM186 213V212H185ZM190 213V212H189ZM195 213V212H194ZM197 213H195V215L197 214ZM207 213V212H206ZM214 213H216L215 212V210H214ZM226 213V214H227ZM1 214V213H0ZM46 214H50V212H46ZM66 214H65V216H66ZM73 214V213H72ZM101 214H103V213H101ZM122 214V213H121ZM123 214H124V212H123ZM165 214H166V212H165ZM164 214V215H165ZM177 214V213H176ZM182 214H179V216L180 217H182L183 215ZM230 214V215H231ZM4 215V214H3ZM47 215V216H48ZM51 215H52V213H51ZM64 215V214H63ZM62 215V216H63ZM74 215V214H73ZM78 217H80V214L78 213ZM82 215V214H81ZM159 215V214H158ZM163 215V214H162ZM182 215V216H181ZM205 215V214H204ZM208 215V214H207ZM217 215V214H216ZM44 216H46V215H44ZM54 216V215H53ZM56 216V215H55ZM64 216V217H65ZM71 216V215H70ZM85 216V215H84ZM96 216V215H95ZM94 216V217H95ZM100 216V215H99ZM102 216V215H101ZM157 215H155V217H156ZM165 216H167V215H165ZM164 216V217H165ZM173 216H176L175 214L173 215ZM202 216V215H201ZM209 216V215H208ZM218 216V215H217ZM216 216V217H217ZM225 216V215H224ZM232 216H230L231 218H232ZM58 217V216H57ZM64 217H63V219H64ZM86 217V216H85ZM158 217V216H157ZM156 217V218H157ZM179 217V219H181ZM187 217V215L185 216V218ZM189 217V216H188ZM198 217V216H197ZM200 217V216H199ZM198 217V218H199ZM207 217V216H206ZM33 218H35V217H33ZM54 218V217H53ZM62 218V217H61ZM96 218H97V216H96ZM163 218V217H162ZM162 218H160V215H159V218H158V220L159 219H162ZM166 218V217H165ZM168 218V217H167ZM174 218H176V217H174ZM185 218H183L184 220H185ZM191 217H189V219H190ZM194 218V217H193ZM203 218V217H202ZM201 218V219H202ZM208 218V217H207ZM206 218V219H207ZM55 219H56V217H55ZM69 219V218H68ZM78 219V218H77ZM82 221H83V219L82 218H80ZM99 219H102V218H99ZM109 219V218H108ZM138 219H141L140 217L138 218ZM137 219V221H139V222H141L143 219H141V220H138ZM177 219V218H176ZM200 219V218H199ZM213 219V218H212ZM211 218L209 219V223H210V220H212ZM215 219V218H214ZM224 219V218H223ZM228 219V218H227ZM35 220V219H34ZM53 220V219H52ZM57 220V219H56ZM66 220H67V218H66ZM66 220H64V221H66ZM85 220V219H84ZM103 220V219H102ZM109 220H111V219H109ZM163 220H164V218H163ZM162 220V221H163ZM175 220V219H174ZM203 221H205L204 219H202ZM215 220H217V219H215ZM214 220V221H215ZM69 221V220H68ZM89 222L91 221V220H88ZM108 221V220H107ZM144 221V220H143ZM145 221H147V220H145ZM145 221L144 222H141V224L143 223H145ZM155 221V220H154ZM153 221V222H154ZM161 221V220H160ZM181 221V220H180ZM179 221V222H180ZM187 221H188V219H187ZM190 221H192V220H190ZM194 221H195V219H194ZM220 221V220H219ZM31 222V221H30ZM54 222H55V220H54ZM53 222V223H54ZM58 222V221H57ZM79 222H81V221H79ZM85 222V221H84ZM92 222H94V219H93V221H91V223ZM110 222V221H109ZM138 222V223H139ZM153 222H148V224L149 223H153ZM156 222H158V221H156ZM174 222V221H173ZM172 222V223H173ZM199 222V221H198ZM207 222V221H206ZM216 222V221H215ZM222 222V221H221ZM94 223H96V222H94ZM99 225H103V224H100L99 222H97ZM114 222H112V224H113ZM160 223V222H159ZM164 223H165V220H164ZM168 223H170L169 222V220H168ZM175 224H176V221L174 222ZM185 223V222H184ZM183 222H182V224H184ZM200 223V222H199ZM203 223V222H202ZM33 224H35V223H33ZM32 224V225H33ZM55 225H56V223H54ZM60 224V223H59ZM115 224H116V222H115ZM181 224V223H180ZM189 224H191V222L189 223ZM195 224V223H194ZM212 224V223H211ZM214 224V223H213ZM218 225L219 224H221L220 222L219 223H217ZM47 225V224H46ZM54 225V226H55ZM84 225V224H83ZM108 225V224H107ZM153 226L154 225H156L157 226V223H153L152 224ZM151 225V226H152ZM161 225V224H160ZM174 225V224H173ZM188 225V224H187ZM186 225V226H187ZM191 225H193V224H191ZM191 225H189V227L191 226ZM59 226V225H58ZM58 226H56V227H58ZM112 227H113V225H111ZM152 226V227H153ZM169 226V225H168ZM176 226V225H175ZM182 227H183V225H181ZM194 226V225H193ZM193 226H191V228L193 227ZM197 226V225H196ZM204 226V225H203ZM209 226V225H208ZM207 226V227H208ZM221 226V225H220ZM230 226V227H229ZM44 227V226H43ZM46 227V226H45ZM45 227H44V229H45ZM76 227V226H75ZM84 227V226H83ZM85 227H86V225H85ZM90 227V226H89ZM95 226H93V228H94ZM97 227V226H96ZM152 227H150L151 229L150 230H152L153 229V231H155L154 230V227L152 228ZM163 227H164V225H163ZM91 228H92V226H91ZM92 228V229H93ZM103 228V227H102ZM102 228H100V229H102ZM108 228H109V225H108ZM114 228H115V225H114ZM157 228H158V226L156 227V230H157ZM172 228V227H171ZM218 228V227H217ZM216 228V229H217ZM220 228V227H219ZM226 228V227H225ZM227 228V229H228ZM47 229V228H46ZM84 229V228H83ZM82 229V230H83ZM123 228H121V230H122ZM178 228L176 227V230H177ZM182 229H185V225H184V227L182 228ZM194 228H192V230H193ZM202 229V228H201ZM212 229H213V227H212ZM214 229H215V227H214ZM213 229V230H214ZM221 229H222V227H221ZM220 229V230H221ZM226 229V230H227ZM40 230V229H39ZM38 230V232H40ZM56 230H57V228H56ZM79 230H80V228H79ZM97 230H99V228L97 227ZM96 230V231H97ZM104 230V229H103ZM103 230H101V231H103ZM116 230V229H115ZM127 230L129 231V234H131L130 233V230L127 228ZM186 230V229H185ZM199 229H196V231H198ZM208 230V228L206 229V231ZM213 230H211V231H213ZM229 231H230V229H228ZM227 230V231H228ZM232 230V229H231ZM58 231H60V229H58ZM57 231V232H58ZM94 231V230H93ZM93 231H91V232H93ZM95 231V232H96ZM123 231H124V229H123ZM127 231V232H128ZM152 231V232H153ZM158 231H159V229H158ZM183 232H185L184 230H182ZM188 231H190V233L192 232L191 230H188ZM206 231H203L204 233L206 232ZM209 231V230H208ZM224 231V230H223ZM226 231V232H227ZM228 231V232H229ZM54 232H56V231H54ZM126 232V231H125ZM150 232V231H149ZM148 231H147V234H150ZM157 232V231H156ZM215 232H218L217 230L215 231L214 230V233ZM220 232H222V231H220ZM231 232H233V230L231 231ZM231 232H230V234H231ZM43 233V231L41 232V234ZM99 233V232H98ZM102 233H107V232H102ZM111 233V232H110ZM133 233V232H132ZM157 233H159L160 235H161V233L160 232H157ZM168 233H170V232H167L166 233V235L168 234ZM186 233V232H185ZM193 233V232H192ZM200 233V232H199ZM213 233V232H212ZM213 233V234H214ZM224 233H225V231H224ZM40 234V235H41ZM45 234V233H44ZM44 234H43V236H44ZM78 234V233H77ZM88 234V233H87ZM100 234V233H99ZM118 234H120L119 232H118ZM135 234V233H134ZM140 234H142L143 235V232H141ZM146 236H148V237H151L152 236V233L150 234L151 236H149V235H147L146 233H144ZM154 234V233H153ZM159 234H158V236H159ZM176 236H181V234L180 233H177V231H176ZM178 234H180V235H178ZM210 234H211V232H210ZM212 234V235H213ZM216 234V233H215ZM73 235V234H72ZM76 235V234H75ZM89 235V234H88ZM93 235V234H92ZM96 236H97V234H95ZM108 234H105V236H107ZM112 235V234H111ZM111 235L110 236H108V237H111ZM132 235V239H130V240H132V241H134V242H132V245H133V243H135L136 245H138V244H141V243H138L136 240V238H134L135 236H136V234H135V236L133 237V234H131ZM155 235V234H154ZM169 235H174V234H169ZM168 235V236H169ZM184 235V234H183ZM183 235H182V237H183ZM187 235H190L189 233L187 234ZM203 235H207L206 233L205 234H203ZM209 235V234H208ZM218 234H216V236H217ZM233 235H235L234 233H233ZM27 236V235H26ZM53 237V239H55L54 238V236L55 235H52ZM70 236V235H69ZM104 236V235H103ZM113 236V235H112ZM119 236V235H118ZM141 236V235H140ZM146 236H144L143 235V237L142 238H144L145 237V239H146ZM157 235H155V237H158ZM193 236V235H192ZM192 236L190 235V238H192ZM198 236H199V234H198ZM197 236V237H198ZM210 236V235H209ZM214 236V235H213ZM41 237H42V235H41ZM65 237V236H64ZM75 237V236H74ZM92 237V236H91ZM100 237H101V235H100ZM147 237V240H149L150 238H148ZM159 237H162V236H159ZM185 237H187L188 238V236H186V234H185V236L183 237V239H185ZM195 237H196V235H195ZM201 237H202V234H201ZM205 237H207V236H205ZM218 237V236H217ZM44 238V237H43ZM42 238V239H43ZM73 238V237H72ZM83 238V237H82ZM88 238V237H87ZM87 238H86V241H87ZM115 239H116V236L114 237ZM133 238L134 239H136V240H133ZM152 239H150V240H152L153 241V236L151 237ZM173 239L175 238L174 236L172 237ZM177 238H178V240H177ZM176 238V243L178 244V246L179 245H182V244H180L181 242L183 243V241H181V238L180 237H177ZM186 238V239H187ZM194 238V237H193ZM203 238V237H202ZM211 238V237H210ZM214 238H215V236H214ZM220 238V237H219ZM92 239V238H91ZM95 239V238H94ZM97 239V238H96ZM123 239V238H122ZM125 240H126V238H124ZM128 239V240H129ZM164 239V238H163ZM173 239H171L170 240V242H172V240ZM179 239H180V241H179ZM198 239V238H197ZM199 239H200V236H199ZM207 239H209V237L207 238ZM27 240V239H26ZM44 240V239H43ZM83 240V239H82ZM93 240V239H92ZM100 240H102L101 238H100ZM100 240H98V241H100ZM106 241V238L104 237V239H103V241ZM110 240H111V238H110ZM147 240L145 241V242H147ZM154 242H156L157 240H158V238L157 239H155L154 238ZM175 240V239H174ZM173 240V241H174ZM191 240V239H190ZM189 239H187V241H190ZM194 240H196V238L194 239ZM200 240H202V239H200ZM204 240H206V239H204ZM210 240V239H209ZM220 240V241H221ZM57 241V240H56ZM55 241V242H56ZM86 241H85V244H86ZM108 241H109V238H108ZM112 241H113V239H112ZM152 241H151V243H150V241H148L150 244H151V246L150 245H148L147 243H143L144 245H145V247H146V249H147V246L146 245H148V248H149V246L151 247V248H153V247H155V246H159V245H161V242H160V244L159 245H157V243L160 241V240H158L157 241V243L156 244H153L152 243ZM219 241V242H220ZM24 242V241H23ZM52 242V241H51ZM61 242V241H60ZM64 242V241H63ZM70 242V241H69ZM68 242V243H69ZM95 242V241H94ZM111 242V241H110ZM128 242V241H127ZM166 242V241H165ZM191 242H193V241H191ZM205 242V241H204ZM215 242V241H214ZM54 243V242H53ZM52 243V244H53ZM102 243V242H101ZM107 243H109V242H107ZM106 243V244H107ZM115 243V242H114ZM129 244L128 245H130L131 244V241H129L128 242ZM138 243V244H137ZM174 243H175V241H174ZM174 243L172 244L173 246L172 247H176V245L177 244H175L174 245ZM221 243V244H222ZM57 244V243H56ZM87 244H88V242H87ZM98 244V242L96 243V245ZM134 244V245H135ZM142 244V246H144ZM155 245V246H153V245ZM165 244V245H164ZM193 244H195V241H194V243ZM211 244H213V243H211ZM211 244H209V246H211ZM215 244V243H214ZM217 244V243H216ZM41 245V244H40ZM55 245V244H54ZM58 245H59V243H58ZM58 245H56V246H58ZM63 244H61V246H62ZM112 245V242L110 243V245H109V247ZM117 245V244H116ZM119 245V244H118ZM118 245H117V250H118ZM121 246L123 245V244H120ZM125 245H127V244H125L124 243V246H122V247H124V249H122V251L124 250L125 251V249H126V251H125V253L127 252V248H125ZM132 245H131V247H132ZM134 245H133V247H134ZM135 245V246H136ZM163 245L164 246H166V243H163ZM162 245V246H163ZM199 245H200V243H199ZM204 245V244H203ZM218 245V244H217ZM51 246V245H50ZM53 246V245H52ZM51 246V247H52ZM55 246V247H56ZM83 246V245H82ZM86 246V245H85ZM85 246L83 247V248H85ZM101 246V245H100ZM103 246H105V245H103ZM141 246V247H142ZM162 246H160V250H161V247ZM196 246V245H195ZM205 246V245H204ZM209 246H207V247H205V248H208ZM59 247V246H58ZM87 247H88V245H87ZM87 247L85 248V249H87ZM97 247H99V246H97ZM108 247V246H107ZM114 247V248H115ZM126 247H128V246H126ZM131 247H128V249L129 248H131ZM132 247V248H133ZM137 247H140V245H138V246H136V248ZM217 247V246H216ZM215 247V248H216ZM42 248H45L44 246L42 247ZM54 248V247H53ZM60 248V247H59ZM70 248H71V246H70ZM82 248V249H83ZM94 246H93V250H94ZM101 248H102V246H101ZM111 248H113V246L111 247ZM113 248V249H114ZM136 248H133L134 250L136 249ZM167 248V247H166ZM165 247H164V249L165 250H167ZM193 248V247H192ZM191 248V249H192ZM202 248V247H201ZM204 248V249H205ZM211 248V247H210ZM218 248V247H217ZM220 248H222V247H220ZM220 248H218V249H220ZM232 248L233 247H231L228 251H230V250H232ZM56 249V248H55ZM61 249V248H60ZM81 249V248H80ZM83 250L84 252L86 251V250ZM90 249V248H89ZM91 249H92V246H91ZM109 249V248H108ZM107 248H105V249H103V251L104 250H108ZM120 249V248H119ZM138 249V248H137ZM137 249H136V251H137ZM141 249H144L143 247L141 248ZM141 249H140V251H141ZM146 249H144V250H146ZM163 248H162V250L163 251H165ZM190 249V251H192ZM204 249H202V250H204ZM213 249V248H212ZM234 249V248H233ZM236 249H235V251H236ZM45 250V249H44ZM93 250H88L86 253H88V252H93ZM96 250H97V248H96ZM95 250V251H96ZM131 250V249H130ZM139 250V249H138ZM157 250L159 251V248L158 249H156V251L154 252L155 254H157ZM194 250H195V248H194ZM238 250V251H239ZM62 251V250H61ZM99 251L101 252V250L99 249ZM109 251V250H108ZM136 251H134L135 253H136ZM140 251H137L138 252V254H139V252ZM154 251V250H153ZM168 251V250H167ZM172 251H174V249H172ZM190 251L187 253V254H192V252L190 253ZM222 251V252H223ZM227 251V252H228ZM233 251V250H232ZM234 251V252H235ZM97 252V251H96ZM105 252V251H104ZM120 252H121V249H120ZM128 252H129V250H128ZM131 252H133V251H131ZM144 251H142V253H143ZM204 252V251H203ZM217 252H219V251H217ZM231 252V251H230ZM49 252H47V254H48ZM103 253V252H102ZM112 253V252H111ZM114 253H115V251H114ZM116 253H118V251L116 252ZM124 253V254H125ZM167 254H168V252H166ZM172 253H175V252H172ZM199 253V252H198ZM229 253V252H228ZM228 253H223V254H228ZM233 252H231V254H232ZM237 253V254H238ZM24 254V253H23ZM44 254V253H43ZM96 254V253H95ZM98 255H99V257H100V253H97ZM104 254V253H103ZM107 254V253H106ZM109 254V253H108ZM127 254V253H126ZM130 253H128V256H130V257H133L134 255H136V254H134V253H131V254H134L133 256H131V254L129 255ZM167 254H165V257H166V255ZM200 254L201 253H199V255L197 256V257H200ZM247 254H248V256L249 255H251V259H252V256H254V259H252V260H256V262H254V261H252V262H254V263H252L251 262V260H248V258H247ZM53 255V254H52ZM78 255H80V254H78ZM85 255V254H84ZM92 255V253L90 254V256ZM93 255H94V253H93ZM92 255V256H93ZM105 255V254H104ZM110 255V254H109ZM109 255H105V257H104V261H100L99 259H92L93 261H92V263H89V264H107L108 263V259H110L109 258ZM113 255V254H112ZM111 255V257H113ZM145 258H146V255L147 256H153L152 254H151V252L149 253V255L146 253V255H145V252H144V254H142ZM169 255V254H168ZM24 256H26L25 254H24ZM29 255L27 254V257H28ZM62 256V255H61ZM101 256H102V254H101ZM139 257L141 256V254H139L138 255ZM164 256V255H163ZM173 256H175L176 257V254L174 255V254H172L171 255V259H173L174 257ZM190 256V255H189ZM188 255H185V257H189ZM47 257V256H46ZM54 257V256H53ZM95 257V256H94ZM127 257V256H126ZM130 257H127V258H129V259H131ZM134 257H137V256H134ZM134 257H133V259H134ZM139 257H137V259L136 260H138L139 259ZM165 257H164V259H165ZM229 257H231L230 255H229ZM228 257V259L226 260L225 258H226V256H225V258H224V260L225 261H223V263H222V261L220 262L219 260H218V257H217V260L220 262V264H225L224 262H228V260L229 259H231V258H229ZM29 258H30V256H29ZM47 258H49V257H47ZM79 258V257H78ZM101 258V257H100ZM125 258V257H124ZM154 258H157V257H154ZM159 258V257H158ZM161 258V257H160ZM159 258V259H160ZM166 258H168V256L166 257ZM196 258V257H195ZM194 257H193V259H195ZM205 258V257H204ZM239 258V259H238ZM249 258H250V256H249ZM44 259V258H43ZM140 259H142V258H140ZM158 259V260H159ZM164 259H162V260H164ZM175 259V258H174ZM174 259L172 260V262L174 263L175 262V264H176V259H175V261H174ZM197 259V258H196ZM215 259V258H214ZM221 259H223L222 257H221ZM233 259V258H232ZM231 259V260H232ZM41 260V259H40ZM39 260V261H40ZM50 261L52 260V259H49ZM84 260V259H83ZM119 260V259H118ZM122 260V259H121ZM166 260V259H165ZM164 260V261H165ZM231 260H230V264H231ZM45 261H46V259H45ZM49 261V262H50ZM113 261H114V258H113ZM126 261V260H125ZM135 261V260H134ZM144 261V260H143ZM146 261V260H145ZM149 261V260H148ZM161 260H159V262H160ZM215 261H216V259H215ZM47 262V261H46ZM49 262H47V263H49ZM68 262V261H67ZM85 262V261H84ZM115 262V261H114ZM120 262V261H119ZM136 262H138V261H136ZM151 262L153 263V261L151 260ZM155 262H157V260L155 261ZM166 262V261H165ZM41 263V262H40ZM124 263V262H123ZM145 264H147V262H144ZM171 263V262H170ZM180 263L182 264L183 263V260H181L180 261ZM185 263V262H184ZM229 263V262H228ZM42 264V263H41ZM84 264V263H83ZM86 264V263H85ZM131 264H132V262H131ZM134 264V263H133ZM138 264H141V263H138ZM148 264H151L150 262H148ZM157 264H159L158 262H157ZM161 264H163V262L161 263ZM165 264H167V262L165 263ZM172 264V263H171ZM214 264H219V263H214ZM233 264V263H232ZM235 264V263H234Z\"/></svg>",
	"mask_w": 264,
	"mask_h": 264
},
{
	"label": "snow or ice",
	"instance_id": "obj_3",
	"mask_svg": "<svg viewBox=\"0 0 264 264\" xmlns=\"http://www.w3.org/2000/svg\"><path fill=\"white\" fill-rule=\"evenodd\" d=\"M32 23H33V24H35L36 22H35V21H33Z\"/></svg>",
	"mask_w": 264,
	"mask_h": 264
},
{
	"label": "clouds",
	"instance_id": "obj_4",
	"mask_svg": "<svg viewBox=\"0 0 264 264\" xmlns=\"http://www.w3.org/2000/svg\"><path fill=\"white\" fill-rule=\"evenodd\" d=\"M10 90V89H9Z\"/></svg>",
	"mask_w": 264,
	"mask_h": 264
}]
</instances>
